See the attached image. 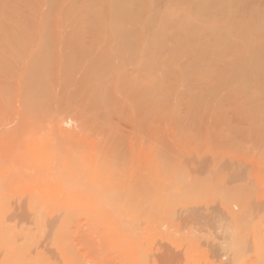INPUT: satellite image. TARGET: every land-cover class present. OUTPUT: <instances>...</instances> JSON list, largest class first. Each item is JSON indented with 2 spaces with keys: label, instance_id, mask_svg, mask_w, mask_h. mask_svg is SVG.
Instances as JSON below:
<instances>
[{
  "label": "bare ground",
  "instance_id": "obj_1",
  "mask_svg": "<svg viewBox=\"0 0 264 264\" xmlns=\"http://www.w3.org/2000/svg\"><path fill=\"white\" fill-rule=\"evenodd\" d=\"M6 1H5L4 6L8 5V4L6 5ZM52 1H54V0H52ZM78 1H80V0H77V2ZM126 1L128 2V0H126ZM236 1L237 0L233 1V2H235L234 4H236ZM56 2H58V1H56ZM72 2H75V1L72 0ZM81 2H80V5H82ZM165 2L162 1V3H165ZM184 2H182V3H184ZM197 2H199V1H197ZM220 2H222V1H220ZM3 3H2V5H3ZM8 3H10V2H8ZM63 3H64V1H63ZM88 3H90V0ZM94 3L95 2H93V4ZM112 3H113V1H112ZM159 3L160 2H158L157 4L159 5ZM205 3H208V2H205ZM222 3H224V2H222ZM247 3H249V2H247ZM262 3H264V2H262ZM11 4L13 6L14 3H11ZM131 4H134V3H131ZM131 4H130V6L133 9V7H132L133 5H131ZM135 4H134V7H135ZM178 4L180 5L181 3H178ZM184 4L187 5V3H184ZM195 4H197V3H195ZM108 5L110 7L111 2H110V4L108 3ZM119 5H121V4L119 3ZM148 5H149V3H148ZM211 5H212V3H211ZM216 5H217V3H216ZM78 6H79V4H78ZM112 6H115V5H112ZM121 6H123V5H121ZM149 6L151 7V5H149ZM235 6H233V4H232L233 8ZM258 6L260 7L261 5H258ZM185 7H187V6H185ZM219 7L221 8V6H219ZM219 7H217V9ZM237 7H239V6H236V8ZM98 8L100 9V6ZM98 8L96 7L95 9H98ZM123 8L121 10H123ZM125 8H127V7H125ZM163 8H164V6H163ZM220 8H219V10H220ZM246 8H250V7H246ZM137 9L138 8L136 7V10ZM158 9H159V7H158ZM208 9L211 11L210 8H208ZM213 9H215V8H213ZM222 9H223V7H222ZM225 9H227V8H225ZM90 10H92L91 12L94 11L91 8H90ZM110 10H111V8H110ZM114 10L115 9L111 10V12ZM199 10H200V8H199ZM227 10H229V9H227ZM108 11L109 10H107V12ZM116 11H118V9ZM168 11H170V10H168ZM189 11H191V10L189 9ZM195 11H197V10H195ZM212 11L215 12V10H212ZM222 11H225V10H222ZM229 11H226V13ZM122 12H123L122 14L125 15L124 10ZM133 12H134V10L131 13H133ZM148 12L149 11H147L146 13H148ZM68 13L70 15V12H68ZM109 13L110 12H108V15H109ZM118 13H119V11L117 12V14ZM139 13H140V10H139ZM139 13H137V14H139ZM157 13H159L158 10H157ZM218 13H219V11H218ZM42 14H43L42 16H44V12ZM96 14L98 15V11L96 12ZM115 14H114V16L116 17ZM212 14H213V12H212ZM225 14H223V15H225ZM246 14L249 15L250 13L249 14L246 13ZM209 15H210V12H209ZM98 16H97V18H98ZM103 16H104V13H103ZM114 16L111 18L115 19ZM148 16H150V15H148ZM169 16H171V15L169 14ZM205 16H207V15H205ZM229 16L231 19L234 15H229ZM245 16H243V17H245ZM209 17L210 16H208V18ZM212 17H214V16H212ZM259 17H261V16L259 15ZM75 18H74V20H75ZM93 18H95V17H93ZM111 18L107 21L112 20ZM132 18H135V17L132 16ZM149 18L151 19V17H148V19ZM172 18H175V17H173V14H172ZM255 18H256V16H255ZM41 19H43V18H41ZM44 19H45V17H44ZM98 19L100 20V18H98ZM201 19L203 20V18H201ZM214 19H215V17H214ZM233 19H236V18H233ZM257 19L259 20L258 16H257ZM260 19H262V18H260ZM66 20H67V18H66ZM101 20H103V19L101 18ZM118 20H120V19H118ZM183 20H184V18H183ZM185 20H186V18H185ZM258 20L255 21L256 26L260 24L259 21L262 22V20H259V21ZM42 21H44V20H42ZM93 21L94 20H92V23H89V24L94 25L96 22L94 21V24H93ZM98 21H97V23H98ZM100 21L98 24L96 23L95 26L101 24ZM126 21H127V19L124 20V22H126ZM128 21H130V19ZM157 21L160 22V20H157ZM220 21H221V19H220ZM263 21H264V19H263ZM73 22H75V21H73ZM78 22H80V21H78ZM103 22H104V20H103ZM103 22L101 24L102 26L99 25V26H101L99 28L103 27V30L99 29V28L97 30L104 31V29H108V28H104V27H106L105 26L106 23L104 25ZM111 22L113 23L114 21H110V23ZM115 22H117V21H115ZM121 22H122V24L124 23L123 21H120V23ZM133 22H131V23H133ZM147 22H146V24H147ZM163 22H164V20H163ZM227 22H228V26H229V20H227ZM241 22L243 23L242 20H241ZM256 22H258V24ZM120 23H119V25L122 27V24H120ZM215 23H218V22H215ZM230 23H233V22L230 21ZM238 23L240 24V22H237L236 24H238ZM242 23L240 24V27H242V29H243V31H245V33H246V30L248 32L247 27L250 26L249 23L253 24V26H255L253 22L251 23V22L246 21V23H248V24L243 23V25H244V27H246V25H248V26L246 27V30H244ZM69 24H71V23H69ZM135 24H136V22H135ZM152 24H153V22H152ZM164 24H163V26H164ZM171 24H174V23L171 22ZM179 24H180V20H179ZM196 24H198V23H196ZM218 24H220V23H218ZM40 25H38V26H40ZM59 25H61V24H59ZM126 25H127V22H126ZM161 25H162V23H161ZM166 25H167V23H166ZM233 25H235V23ZM233 25H230L231 28ZM128 26H129V23H128ZM128 26L127 27L124 26V28L126 27L125 29L129 30L130 28H128ZM193 26H194V24H193ZM193 26H192V29H194V31H196V28H193ZM202 26H203V24H202ZM220 26H222V25L220 24ZM228 26H227V28H230V26L229 27ZM261 26L262 25H260V27ZM107 27L110 28L109 24L107 25ZM113 27L114 26L112 25L111 28H113ZM174 27L175 26H173V28ZM204 27H206V24ZM234 27H235V29H232V31L235 30V32H236V25ZM252 27H250V29H252ZM89 28L91 30H89ZM96 28L94 29V31L96 30ZM146 28H149V27H145V29ZM179 28L181 29V25H179ZM179 28H177V29H179ZM231 28L228 30L231 31ZM263 28H261L262 31H263ZM43 29H46V28H43ZM84 29H83V31H84ZM125 29H123V32L120 31L121 34L119 36H116V37L114 36L113 39H110V37L113 36V34L111 33L112 31L110 30L111 32H108V35H112L109 37L107 35L108 30H106V33H105L106 35L105 36L101 35V37L103 36L105 40L104 39L101 40L100 39L101 37H98L99 40L95 39L96 35L99 36V34H104V33H101L102 32L101 31L100 33H97L95 35V32H97V30L95 32H93L92 31L93 29L88 26L87 27L88 31H86L85 33L87 34L89 31L90 32L92 31V33H91L92 37L90 36V32H89V34H88L89 38L85 37V41L82 39V37L84 35H82V37L80 36V38H79V40L82 39V41L76 40V38H75V40H72L73 36H71L70 37L71 39L68 38V39H63L60 42L58 41V42H51L50 43L51 40H50L49 36H48V38H49L48 41L46 40V38L43 39V37H42V40H44V41H41V39L39 38L40 35L39 36L36 35V37L38 36V38L40 40H37L38 38L36 40H35V38L32 40H30L31 38L30 39L28 38L29 40L28 39L22 40V39H24L23 37H20V38H22L21 40L19 38H18L19 40L17 38H16V40H14L13 38L10 37L12 39V40H10L8 37V39L6 38L7 40L4 39V40L0 41V264H264V184L262 182L259 181V183H257L258 184L257 187L255 185L256 189H254V187H253L254 185H249V186H251V188H253V189H251L253 191H249V193L245 192V194L248 193V194H246L245 197L243 196V198H238V199L235 198L236 202L241 207V210L239 209L238 211L234 210V208L232 207V205L234 206V203H232V204L230 202H228L227 204L223 203L222 199H221L222 196L215 193V192H217V190L212 194L209 193L210 195L208 197H205L206 189H203L201 185L195 186L193 191L190 194H187L183 191L178 193V194L174 193V194H176L175 196H177V198L175 197L176 200H175V198L171 199L170 193L169 194L166 193L167 190L165 191V189L163 188L164 186L166 187V184H167L166 181L164 182L165 184L163 187H159L158 190H155L156 188H154V179L157 177V176L155 177V175H156L155 174V171H156L155 170L156 169L155 163L159 159L162 160V157L164 159V157H166L164 155L169 153V156L167 155V157L170 158L169 162L174 165L173 161L175 160L174 157L176 156V153H175V155H172V154H174L172 151L173 150L172 148H175L176 146H178V149H179V144L181 143V142L179 143V141H178L179 138H178L177 139L178 142L175 140L177 145L172 147V145L175 144V141L172 139L174 141V143H173L171 139H170L171 141L169 140V138L172 137V138L176 139V137H180V136H181L180 139L184 137V139L186 140L188 138L186 140L187 141L186 144L188 145V143L192 144L194 142V140H193L194 137L191 138V135L194 134L195 138H197L199 135V138L197 141V142H199L198 146H200L202 144L204 147V143L206 140H207L206 144L208 143V139L210 142L213 141V140H210L212 137H214L215 142L219 143L220 142L219 140H222V139H220V138H219V140L216 139V138H218L215 134L216 131L218 132L217 127L219 128V126H221L222 131H224V130L227 131L229 124L226 125L224 123L223 124V125H225L224 127H227L226 129H224V128H222V123L224 121H226V119L224 120V118L226 116L228 117L229 114L228 115L225 114V117L223 118V122L220 125H218V123H217V122H220V121H218V119H220V118L216 119L217 122L213 124L216 126V128H213L211 125V127L213 128L212 129L209 125V122L215 121V118L212 119L211 121H209V120H206V119H208V117H206V115H208V113H211V115H212L213 112H208L206 114V111H207L206 107H205V109H206V111H205L203 109L204 107L203 108L201 107V109H203V110H201L200 108H197V107H200L199 105L198 106H195V105L192 106L195 103L191 104L192 102L190 103V100L188 101L187 98L189 97V99H191V97L193 96V94H192L193 91H191L192 92L191 97H190V95L188 96L187 93H189V92H187V91L189 89L186 91L185 90L187 88L186 87V88L182 89L183 91L185 90L187 92L186 96H184L185 94L183 95L187 99L186 102L190 103L191 105L190 104L189 105L191 107H193L194 109L197 108L198 110L195 109L196 111H198V112H199V110L204 111L202 113V115L205 113L204 114L205 116H203V117H205L206 119H204L205 121L203 120L204 121L203 124H206L209 129L208 128L205 129V127L202 123H201V125H198V124H200V122L198 121V118H200L198 114H200V112L199 113L196 112V114H195L196 115L195 117L197 119L194 117L193 112H190V114L191 113L193 114V116H192V114H191V116H188L189 118L192 117L191 121H190V119L187 121L188 117L186 119L185 118L182 119L185 116L181 117L183 114L180 115L179 114L180 112H178V115H180L181 118L177 114H175V115H177V117L182 119V121H185V120L187 121V122L185 121L183 123L182 122L179 123L180 126H177L179 124L174 125L176 121L178 122V120H179L178 118H177L178 120L175 119L176 117L173 119L171 118L172 120L169 119L170 117L165 118V116H166L165 114H167L169 116V114L171 113L169 111H171L175 107V105H177L178 103H181L182 98L185 99L181 95V94H183V91L180 90L181 88H179V90L182 91V93L179 92L180 94H178L176 91H174L177 89V85H178L175 83H178L179 81L173 83V78L172 77H171L172 79L170 78V81L172 80L173 85H176V88L174 86L173 91L178 94V97L180 95H181L180 97H182V98L179 97L180 101L178 100L179 101L178 103L175 102V104H174V102H173L174 101L173 99L176 100L177 94H175L172 91L173 94H175L176 98L173 95L169 96V93H171L170 92L171 89H170V91H166L167 94H165L166 92L164 93L166 96L168 95L167 98L165 97L164 94H163V96L165 99L160 98V95L158 94L156 89L158 90V86L160 85L159 87H161L164 84H162V83L158 84L157 77H158V75L161 74L159 65H158V67L156 64H155L156 66L154 65L155 66L154 69H157V68L159 69V73L157 74V77H156L157 87H156V85L154 87V83H156V81L154 82L155 77H153L155 75L154 73L156 71L153 69V62L152 61L155 60L154 62L156 63V61L158 60V57L156 58L157 53L155 52L156 55L153 54V60H151L152 55H151V53L149 54V51H147L143 48L144 44H143V47H139V45H141V44L137 45L138 43L144 42L143 40H141L142 38H140V36H139L138 40H141L142 42L141 41L137 42L138 40H135V37L128 35L129 31L126 30L127 33L124 32ZM160 29H161V27H160ZM203 29H205V28H203ZM208 29H212V27L208 28ZM237 29H240V28L237 27ZM242 29L240 31L241 35L243 33ZM26 30H28V29H26ZM55 30H57V29H55ZM116 30H117V28H116ZM118 30H120V29H118ZM131 30L132 29H130V32H132V34H133V30L132 31ZM147 30L148 29H146V31ZM157 30H159V29H157ZM170 30H171V28L169 29V31ZM174 30H175V28H174ZM186 30H187V28H186ZM206 30H207V28H206ZM225 30H226V27H225ZM228 30H226V31H228ZM33 31H34V29H33ZM135 31H136V27H135ZM140 31H143V30H140ZM162 31H164L163 28H162ZM169 31H168V33H169ZM172 31H173V29H172ZM199 31H201V30H199ZM215 31H217V30H215ZM255 31H256V29H255ZM259 31H260V29H259ZM75 32L73 35L77 34ZM116 32L117 31H115V33ZM130 32H129V34H130ZM137 32H135L136 35H138ZM147 32L150 34L149 31H147ZM155 32H153V33H155ZM205 32H207V31H205ZM235 32H233L234 34H232L233 38L234 37L237 38V36H234V35H237L238 31L236 32V34H235ZM165 33H166V31H165ZM165 33H163V34L165 35ZM181 33H183V31ZM181 33H180V35H181ZM201 33H202V31H201ZM215 33L217 34V32H215ZM248 33H250V32H248ZM70 34H72V32ZM155 34H157V33H155ZM169 34H172V32H170ZM189 34H190V31H189ZM212 34H214V33H212ZM228 34L229 33H227V35ZM240 34L238 32V35H240ZM146 35H147V33H146ZM160 35L161 34H159V37H161ZM175 35H176V32L174 33L173 36H175ZM206 35H204V37ZM222 35H223V33H222ZM247 35H249V34H247ZM251 35H253V34H251ZM6 36H8V35H6ZM106 36H107V38H106ZM148 36H150V35H148ZM243 36H244V39L247 37L245 34H243ZM243 36H241L240 38H243ZM159 37H158V39H159ZM191 37H193V36H191ZM251 37L252 36H250L249 38H251ZM90 38H93V39H90ZM151 38H152V35H151ZM162 38H164V37L162 36ZM205 38L207 39V37H205ZM222 38L224 39L225 37L223 36ZM228 38H230V36ZM86 39H88V40H86ZM164 39L163 40L161 39V40L164 41ZM168 39L170 40V38H168ZM198 39H200V38H198ZM212 39H215V38H212ZM232 39H230V40H232ZM254 39L255 38H253V40ZM256 39H257V36H256ZM169 40H168V42H169ZM209 40H210V42L213 41L211 39H209ZM217 40H218V38H217ZM220 40H221V38H220ZM237 40H239V36H238ZM250 40H252V38ZM259 40L261 42L262 38ZM165 41H164V43H165ZM181 41H182V39H181ZM187 41H186V43H188ZM193 41H194V39H193ZM206 41H204V42H206ZM232 41H231V43H232ZM197 42H198V40H197ZM222 42H224V40ZM239 42H241V41H239ZM252 42H254V41H252ZM260 42L258 41V43H257V41H255L254 44H256L258 46L259 44L262 43V42L261 43ZM161 43H163V42H161ZM178 43H179V41H178ZM182 43H183V41H182ZM182 43H181V45L179 43L180 47L183 46L184 43L183 44ZM191 43H192V39L189 40V45ZM173 44H175V42ZM211 44L212 43H210L209 46ZM226 44H227V42H226ZM228 44L230 45L229 42H228ZM249 44H252V43H249ZM155 45H156V43H155ZM202 45H204V44H202ZM205 45H206V43H205ZM212 45H214V44H212ZM217 45H219V44H217ZM237 45H238V43H237ZM261 45L263 46L264 43ZM261 45H260L259 49L262 47ZM148 46L150 47V45H148ZM153 46H154V44H153ZM159 46H160V43H159ZM162 46H164V45H162ZM168 46L171 50L172 47H170V45H168ZM230 46L227 45V47H230ZM243 46L244 45L241 46L242 49L244 48ZM253 46H255V45H253ZM219 47H221V46H219ZM231 47H233V44ZM231 47H230V49H228V51L231 50ZM241 47L239 44V47H237V48H241ZM164 48H167V46H164ZM199 48H201V46ZM255 48L257 49L256 50V52H257L258 48L256 46H255ZM160 49H162V48H160ZM176 49H177V51H179L178 48H176ZM190 49H191V47H190ZM208 49H211V47ZM217 49H219V48H217ZM234 49H235V46L233 48V52L235 51ZM150 50H151V48H150ZM206 50L207 49L205 46V51ZM236 50L238 52L236 53V51H235V53L239 57V60H243V61H239L238 57L236 56L237 59H233V60H237V61H233L235 67L241 66L240 64H242V66H244V68H245L244 63H246V64L249 63L248 64L249 68H247V66H246V68L244 70L248 69V71L252 72V74H255L256 76H257V73L261 72V69L264 70L263 68L260 69L261 66L258 67L259 64L256 67L254 65V64H256L257 61H255V59H253L252 57L257 55L256 53H254V56H250V53H249L250 51L247 49H245L246 51H244V49H243V51L241 49L240 50L236 49ZM261 50H263V49H261ZM180 51H182V50H180ZM183 51L185 52L184 49H183ZM191 51H192V49H191ZM217 51H219V50H217ZM231 51H229V52L232 53ZM240 51H241V54L243 53L244 58H242L243 56L242 57L240 56L241 55ZM253 51H254V49H253ZM161 52H163V49ZM161 52H158V53L161 54ZM164 52H165V50H164ZM188 52L189 51L187 49L188 56L192 57L193 53L191 55H189ZM194 52H197L196 49ZM200 52L202 54L203 50L199 51V53ZM207 52H209V51H207ZM222 52H221V54H222ZM244 52H246V53L244 54ZM169 53H171V52H169ZM177 53L175 54V56H177L181 52H179L178 54ZM225 53H228V52H225ZM263 53L264 52H262V54ZM163 54L165 55V53H163ZM167 54L168 53H167V49H166V55ZM204 54H205V52H204ZM209 54H210V52H209ZM212 55H214V54L212 53ZM218 55H220V53ZM231 55L232 54H230V62L233 58V55H232V57H231ZM251 55H253V54H251ZM234 56H235V54H234ZM249 56L253 59V61L251 58H248ZM257 56H258L257 59H259V55H257ZM257 56H255V58ZM167 57H168V59H170L169 56H167ZM182 57H184V55ZM187 57H185V58H187ZM215 57H216V55H215ZM245 57H246V59H245ZM154 58H156V59H154ZM176 58H180V56L176 57ZM196 58H197V56H196ZM200 58H203V57L201 56ZM261 58L262 57H260V61H261ZM161 59H163V58H161ZM161 59H160V61H161ZM173 59L174 58L170 59L171 62L172 61L174 62ZM203 59H205V58H203ZM212 59L214 60V58H212ZM262 59L264 60V57ZM182 60H184V58H182L181 61ZM191 60H193V59L191 58ZM198 60H200L199 56H198ZM224 60H225V58H224ZM160 61L158 60V62L161 64ZM188 61L186 63H188ZM201 61H203V60H201ZM168 62L169 61L167 60V64L171 63V62H169V63ZM207 62H209V61H207ZM225 62H226V60H225ZM237 62L238 63L240 62L239 65ZM164 63H166V62L163 61L162 65L160 66L161 68L163 67ZM182 63H184V62L182 61ZM218 63L220 64V62H218ZM260 63H262V61ZM190 64L193 65V63H190ZM198 64L200 65V63L197 62L196 66H199ZM208 64H210V63H208ZM208 64L206 65V63H205V65L207 66V70L209 69ZM223 64L225 66H227L225 63H223ZM184 65H185V63H184ZM213 65L214 64L212 62V66ZM228 65L230 66V64H228ZM249 65H252V67ZM164 66H165V64H164ZM178 66H181V65H178ZM220 66H222V64H220ZM262 66H264V64ZM168 67H170V68H168ZM183 67L186 68V65ZM203 67H205V66H203ZM216 67H218V66H216ZM250 67L254 68V69L256 68V70H258V72L249 70ZM167 68H168V71H169V69L171 70V66H167ZM177 68H179V67H177ZM158 69H157V72H158ZM162 69H161V71H162ZM182 69H184V68H182ZM189 69H191V68H189ZM200 69H202V68L200 67ZM219 69H220V71L223 72V69L222 70H221V68H219ZM259 69H260V72H259ZM164 70H166V67L164 68ZM188 70H186V72H188ZM193 70H195V69H193ZM153 71H154V73H153ZM171 71H172V73H171ZM171 71H169V73L172 76L174 73L176 75L175 71H173V70H171ZM182 71H179V72L182 73ZM231 71L233 72V69H231ZM183 72L185 73V78H188V77L191 78L192 76L195 77L194 73H193V75L190 76L189 72H188L189 74H187L185 71H183ZM206 72H204V73L201 72V73H203L205 76ZM232 72H231V74H232ZM238 72H240V71H238ZM242 72L244 73L245 71H242ZM250 72H247V73H250ZM253 72H255V73H253ZM262 72H264V71H262ZM165 73L166 72L164 71V74ZM224 73H223V75H224ZM227 73H229V72H227ZM247 73H245V74H247ZM164 74H162V76ZM186 74L189 76H187ZM209 74H211V73H209ZM238 74L239 73H237L236 76H238ZM260 74L261 75H258L257 77H259V76L261 77L262 75H264V73L263 74L260 73ZM177 75H178V79L181 76L184 77L183 75L180 76V73H178V72H177ZM195 75L197 76V74H195ZM200 75L201 74H199V77H200ZM217 75H218V73H217ZM233 75H235V74H233ZM162 76L160 75L161 79H162ZM167 76L168 75L166 74L165 77H167ZM214 76H215V74H214ZM226 76H228V74ZM229 76H231V75L229 74ZM249 76L250 75L247 76L248 79H250ZM165 77H163V78L166 80ZM169 77H170V75H169ZM176 77H174L175 80H177ZM206 77H207V75H206ZM238 77H236V78L239 79L241 76L239 78ZM262 77H264V76H262ZM262 77H261V79L259 78L261 84H262V79L264 80V78H262ZM208 78H209V76H208ZM161 79H159V81ZM202 79H200V80L198 79V80L201 81ZM228 79H229V77H228ZM248 79H246L247 82L249 81ZM259 79H258V81H259ZM165 80H164V82L167 81V80L166 81ZM179 80H181V79H179ZM183 81L181 82V84L183 83ZM191 81L189 80V82H187V83H190L189 86L191 85ZM208 81H212V80L209 79ZM233 81L235 82V80H233ZM251 81L253 82L252 84L249 82V85H251V86H253L255 83L256 84L259 83L258 81L254 82L253 78ZM160 82H162V81H160ZM215 82H214V85L216 84ZM218 82H219V80H218ZM229 82H230V80H229ZM247 82L244 83L245 87L248 84ZM168 83H171V82H169V79H168ZM193 83L195 84V87L192 84L194 89H198V88H196V83L195 82H193ZM201 83H203V82H200L199 85ZM220 83H222V81ZM227 83H228V81H227ZM227 83H226V85H227ZM240 83H241V81H239V86H240ZM166 84H167V82H166ZM179 84H180V82H179ZM206 85H209V84H206ZM220 85L221 84H219V86ZM231 85H236V84L230 83V86ZM165 86L166 87L169 86L168 88H170V85L167 84V85H164L163 87H161V89H163ZM197 86H198V83H197ZM201 86H202V84H201ZM204 86H205V83H204ZM227 86H228L227 87V89H228L230 86L229 85H227ZM171 87H172V84H171ZM178 87H181V86L178 85ZM233 87L235 88L236 86H233ZM257 87H256V90H258L262 86L257 85ZM168 88H164L163 90L164 91L166 89L168 90ZM236 88H235V90L233 89L234 92H237ZM248 88H250V87H248ZM262 88H264V87H262ZM172 89H173V87H172ZM207 89H208V87H207ZM221 89L223 90V87H221ZM250 89H252V87ZM202 90H204V89H202ZM218 90L219 89L217 88V91ZM263 90H260V91L258 90L259 93H256V97H260L259 95L257 96V94H260V92L261 91L263 92ZM162 91L160 94L163 93ZM200 91H199V93H200ZM247 91H249V90H247ZM154 92H157V94L154 95L155 94ZM206 92H207V90H206ZM213 92H215V90ZM230 92H231V90H229V93ZM239 92H240V90H239ZM239 92H237V93L239 94ZM254 92H255V90H254ZM196 93L199 94L197 92V90H196ZM209 93H211V91ZM209 93H207L208 97L211 95V94L209 95ZM251 93H252V91H251ZM194 94H195V92H194ZM246 95L244 94V96H246ZM248 95L251 96L252 94H249V92H248ZM157 96H159V99H161L160 102L163 103L164 101H162V99L165 100V103H163L164 108H163V105L162 106L160 105L161 109H160V106L158 104H157L158 107L156 106L155 98H158ZM172 97H174V98L172 99ZM202 97H204V96L202 95ZM212 97H213V95H212ZM214 97H213V99H215ZM241 97L243 99V96H241ZM168 98L170 100L172 99V102ZM192 98H194V96ZM246 98H247V96H246ZM254 98H255V96H254ZM166 99H167V101L169 100L168 101L169 103L166 101ZM183 99H182V103L180 105H183L184 107L186 106L187 111H188V109H190L191 107H189V105L186 104V102H184V104H186V105H184ZM200 99L201 98H199V100ZM213 99H211V100H213ZM216 99H217V97H216ZM236 99L238 100V97ZM199 100H198V102H199ZM201 100H203V99H201ZM201 100H200V102H201ZM205 100L206 99H204L203 102ZM208 100H209V98H208ZM229 100H227V101H229ZM239 100H240V96H239ZM253 100H255V99H253ZM260 100H261V97H260ZM260 100L258 98L259 103L261 102V104H262L263 100L262 101H260ZM193 101H195V100L193 99ZM248 101L249 100H247L246 102H248ZM158 102L159 101H157V103ZM209 102H210L209 104L211 105L212 102L211 101H209ZM229 102H234V101H229ZM204 103H206V102H204ZM213 103H214V100H213ZM234 103L236 106L237 102H234ZM251 103H252V99H251ZM259 103L256 104V101H255L256 106H258ZM201 104L202 103H200V105ZM216 104H218V103H216ZM220 104H222V102ZM220 104H219V109L221 108V106L223 107L225 105V104L224 105L222 104L220 106ZM170 105H172V106H170ZM205 105L209 106V105H207V103ZM226 105H227V103H226ZM238 105H240V104H238ZM262 105H260V108ZM155 106L157 109L159 108L160 111H157L155 109ZM166 106H168V107H166ZM216 106H214V107H216ZM232 106H233V104H232ZM243 106H244V104H243ZM250 106L253 107V109H248V107H247L248 110L246 109V111H250V110L252 111L253 110V112H254V107H255L254 104L250 105ZM234 107H232V108H234ZM166 108L167 109L169 108V110H164ZM177 108H178V106H177ZM244 108H242V109H244ZM257 108H259V107H257ZM178 109L175 108L176 111ZM181 109H182V107H181ZM194 109L193 110L191 109L189 111H195ZM210 109H211V107H210ZM263 109H264V107L262 109H258V110H263ZM155 110L157 112H159L157 114H159L161 116V113H162V115H164V118L168 120L167 121V120H164V118H162V119L160 118L158 122H160L161 125H163L164 124L163 121H165V124L169 127H172V128L164 129V126H165V124H164L163 127L161 126L162 130L163 131L165 130L163 132L161 130V127L156 125L157 121L154 122V116H155V120H157L158 118H156L157 115H155ZM163 110L166 112H164ZM226 110H228V108ZM233 110H231V111H233ZM235 110L237 111L238 109H235ZM187 111H185V112H187ZM214 111H215V109H214ZM223 111H225V109L222 110V112ZM238 111H240V109ZM173 112H174V110H173ZM182 112H183V110H182ZM219 112L221 114V111H218L217 113H219ZM242 112H244V111H242ZM253 112H248L247 114L249 115V113H253ZM256 112H257V110H256ZM263 112H264V110L260 114L262 115ZM223 113H225V112H223ZM190 114H188V115H190ZM214 114H216V113H214ZM214 114L212 116L218 117V116H215ZM175 115L173 113V116H175ZM184 115H186V114L184 113ZM202 115L200 114V116H202ZM217 115H219V114H217ZM243 115H241V116H243ZM248 115H247V118L249 117ZM160 116H158V117H160ZM222 116H223V114H222ZM232 116H236V115L233 114ZM244 116H246V113ZM252 116L250 115V117H252ZM255 116H254V118H255ZM263 116L264 115H262V117ZM209 117L211 118V116H209ZM250 117L248 118L249 120H250ZM258 117H260L262 119V121H264L263 120L264 118H262L260 115H258ZM193 118H195V122L197 121L199 123L197 124V122H196L195 125H194V123L193 124L188 123V122H193V120H194ZM252 118H251V123H252V120H254V118L253 119ZM202 119L203 118H201L200 121H202ZM227 119H228L227 123L232 122V121H230L231 119L230 120H229V118H227ZM233 119H235V118H233ZM259 119H257V120L259 121ZM161 120H163V121H161ZM235 120H237V118ZM206 121H207V123H205ZM244 121H245V119H244ZM172 122H174V124L171 126ZM249 122L250 121H248V126H246V128L247 127L249 128ZM255 122L256 121L253 122L252 126L250 125L251 130L252 129L254 130V128H257L254 125ZM185 123H188L189 126L186 124V126L184 128L183 125H185ZM240 123H244V122L242 121ZM258 123H260V121ZM255 124L257 125V122ZM261 124L262 125H259V126H261V127L264 126V123H261ZM181 125H182V127H181ZM193 125H194V127L200 126L201 128H204L205 130H200V127L198 129L200 132L202 131L203 135L201 133L198 134L199 131L197 130L198 131L197 132L194 129V127L193 128L191 127ZM231 125H233V124H231ZM244 125H245V123H244ZM153 126L155 128H157V126H158L160 129L159 130H158V128L155 129ZM167 126H165V128H167ZM175 126H177V127H175ZM253 126H254V128H252ZM186 127L190 128V129L187 128V131L189 130L187 134H185L187 132ZM229 127H230L229 128L230 133L232 134L231 135L232 137L230 136L231 138L229 137V139L232 140L234 137H236V138H234V140L240 139L239 141H241L242 145L244 143L249 144L248 143L249 141L247 142V140H248L247 137H246V139H244V137L241 136V134H242L241 131L240 132L237 131V133H235V134L237 135L239 132L240 133L239 136H241L245 141L244 143H242L241 137H239L237 135L239 137V139H238V137L236 135L235 136L233 135L234 134L233 130L235 128L237 130V127H235V123H234V126H232L233 129H231V126H229ZM240 127L242 128V126H240ZM175 128H177V130ZM183 128L185 129V132H183L184 131ZM153 129H154V131H153ZM171 129H172V131H170ZM250 129H247V130H250ZM261 129H263V128H261ZM155 130H156V132H155ZM167 130H169L170 133ZM179 130H182V132ZM207 130H209V131L211 130V132H212V130H215V131H213V133L215 132L214 136H212V133L209 132L211 134V136H210V134L207 133L208 132ZM238 130H241V129H238ZM242 130H243V128H242ZM257 130H260V129H256V131ZM166 131L168 132V134ZM173 131L174 132L178 131V132L174 133ZM256 131L254 130L252 132L254 134H256V133L259 134ZM262 131H261V133H262ZM154 132L156 135L154 134ZM165 132H166L165 135L167 138L165 137L166 139L163 140ZM158 133L161 135L163 134L162 137ZM178 133H180V134H178ZM183 133L185 134V136H187V135L188 136L187 137L183 136L184 135ZM253 133H252L253 137L256 138L257 136L255 137ZM196 134H198V135H196ZM244 134L246 136H248V134H246L245 132H244ZM262 134H264V131ZM169 135H170V137L168 138ZM204 135H205V137H204ZM207 135H209L211 138H209V136H207ZM219 135H223V133L222 134L219 133ZM224 135H225V133H224ZM252 135H251V139H252ZM153 136H156V138H157V139H155V140H157L156 145L153 142L154 138H155ZM189 136H190L192 141L190 140ZM200 136L202 139L200 138ZM260 136H262V138H263V135L260 134ZM222 137L224 138V136H222ZM158 138H162V139H160V141H159ZM203 138H204V140L205 139L206 140L203 141ZM226 138H228V137L225 136V139ZM258 138L259 137H257V139H255V140H258ZM184 139L181 140L182 143H184L183 142ZM199 139L201 140V143H200ZM166 140L167 141L169 140L171 143L169 144V141L166 142ZM237 140L235 141V143H238ZM261 140H263V139H261ZM214 141H213V143H214ZM254 141H252V142H254ZM159 142H161L160 144L164 146V147L162 146V148L163 149L165 148L164 153H162L163 150L161 149V147H159L160 144H157ZM162 142H166L164 144H166L167 147ZM195 142H196V140H195ZM228 142H230V140ZM220 143H223V141ZM259 143H260V140H259ZM259 143H257L258 146L261 145V143L260 144ZM233 144H234L233 142L232 143L230 142V147L232 145L231 148L235 147ZM254 144H256V142ZM170 145H171V147H170ZM181 145H183V144H181ZM193 145L196 146V144H194V143H193ZM208 145H211V143L210 144L208 143ZM218 145L220 146L221 144H218ZM168 146H169V149H168ZM183 146H182V148H183ZM195 146H193V148ZM212 146L218 147L215 144L211 145V147ZM239 146H241V145L238 144V147ZM244 146H245V144H244ZM254 146L256 147V150H258L257 146L256 145H254ZM186 147L187 146L185 145L184 148H186ZM203 147H200V148H203ZM238 147H237V149H238ZM242 147L243 146H241V148ZM158 148H160V151ZM193 148L190 147V150ZM209 148H210V146H209ZM262 148H264V146H262ZM155 149L157 151V153H156L157 155H158V153H160L158 155V158H159V156L161 158H159L158 160H156V158H155V156H156ZM167 149L169 151H167ZM178 149L176 148L175 150H178ZM197 149H195V153L191 151L192 154L193 153L194 154L190 156V160L191 159L195 160L199 156H202V159H203L204 157L207 158V155H209V156L211 155L208 153L206 156H203V154H202V153H204V155H205V153L209 152L208 146H207L208 151L202 150L204 152L199 153V155L198 154L196 155V152L198 153L199 151H201V149L198 151H197ZM165 150L167 151V153H165L166 152ZM217 150H216V152H217ZM231 150L233 151L236 149H231ZM250 150H252V149L250 148ZM212 151L213 150H211V152ZM232 151L230 154V151L227 152L226 150H224V147L220 151V153H222V155L223 154L225 155V158L223 157L224 162L222 165H224V170H226V171H224L225 174L222 176H225L226 178L231 176V179H229L227 182H229L230 180L234 181V180L239 179L237 177H236V179H233V177L238 175L239 172L235 173L238 171L237 168H235L237 171H235V172L233 171V167H234L233 163H236V161L234 159V158H236V154H235V157L232 158L231 157L233 155ZM241 151L242 152L244 151V153H245L246 148H244V150L242 148V150H240L239 154L242 153ZM170 152L172 154H170ZM184 152L187 153L186 150ZM179 153H181V152L179 151ZM257 153H259V152H257ZM228 154H230V155H228ZM248 154H250V153H248ZM180 155H184V154H179V156ZM187 155L189 157L190 154L187 153ZM187 155H186V157H187ZM258 155H260V154H258ZM258 155L256 154L255 156H258ZM195 156H196V158H195ZM240 156L241 157L243 156L242 158L245 159L247 164H248V162H249V165L252 163V162L250 163V160H248V162H247V159H246L247 157L245 158L243 153ZM252 156L253 155H251L250 157H252ZM261 156H262V154H261ZM237 157L240 159L239 155ZM254 157H253V159H254ZM263 157H264V154H263ZM193 158H195V159H193ZM199 158H201V157H199ZM171 159H172V162H171ZM244 159H243V161H244ZM253 159L251 158V160H253ZM255 159H257V157ZM164 160H162V162L164 161V166H165V164L167 167L169 165L171 166V164H169V165L167 164L168 159L166 160V158H165ZM262 160H264V158ZM180 161H183V160H180ZM188 161H189V159H188ZM207 161H209V160H207ZM158 162L160 163L161 161L159 160ZM158 162L156 164H158ZM175 162L178 165L177 161H175ZM178 162H179V160H178ZM203 162H204V160H203ZM191 163H193V162H190V164ZM200 163H201V161H200ZM217 163L220 164V161L216 162V164ZM257 163L258 162H256L255 164H257ZM160 164L163 165V163H160ZM160 164H158V165H160ZM179 164H180V166L178 165L179 167L184 166L183 164H181V162H179ZM195 164H197V163H195ZM247 164H246V168L248 166ZM186 165H187V163H186ZM170 166L168 167V170H169V168L171 169L173 167V166L172 167H170ZM174 166H176V165H174ZM178 166H176V167H178ZM257 166H259V165H257ZM167 167H165V168H167ZM219 167H221V166H219ZM165 168H163V169L165 170ZM189 168H190V166H189ZM195 168L197 169V166ZM198 168H199V166H198ZM211 168H213V167L211 166L210 169ZM254 168L257 169L256 167H254ZM177 169H176V172L173 170V172L176 175L178 174ZM181 169H183V168H181ZM164 170H163V172H164ZM180 170H178L179 174H180ZM221 170H223V169H221ZM242 170L244 171V167L242 168ZM216 171H218V168H217V170H215V169H211V171L209 170L210 176L214 177L216 175ZM252 171H253V166H252ZM170 172H171V170H170ZM160 173L161 172H159V174ZM199 173H200V171H199ZM241 174L243 175L244 173H241ZM253 175L255 176V173ZM253 175H251V176L253 177ZM222 176H220V178ZM246 176H248V175H246ZM251 176H250V178H251ZM167 178H166V180H168ZM258 178H260V177L258 176ZM185 179H183V180H185ZM199 179H201V178H199ZM159 180H161V178ZM220 180L224 181L225 178H224V180L223 179H220ZM163 181H164V179H163ZM175 181H177V180H175ZM186 181H188V180H186ZM213 181H215V178L213 179ZM222 181L220 183H223ZM249 181H251V179ZM169 182H172V181H169ZM239 182L241 183L242 180L240 181V179H239L236 183L239 184ZM177 183H179V181ZM248 183H250V182H248ZM184 184H185V182H184ZM216 184H217V182H216ZM224 184H225V182H224ZM231 184H235V181H234V183H231ZM231 184L230 183H229V185L227 184L229 187L228 190L230 188H232V189L236 188L235 186L231 187V186H233ZM253 184H254V182H253ZM177 185L178 184L174 185L176 191L178 190V188L176 187ZM227 185H225V188L227 187ZM242 185L245 186V184H243V182H242ZM218 186H219V184H218ZM246 186H248V185H246ZM249 186H248V189H249ZM168 187H169V185H168ZM168 187H167V189H168ZM182 187H185V189H186L187 186L184 185V186H181V188ZM237 187H239V186L237 185ZM172 189H171V191H172ZM223 189H224V187H223ZM232 189H230V190H232ZM242 189H243V187H242ZM242 189L240 188V190H242ZM153 190L155 191V193H153L154 192ZM238 190H239V188H238ZM187 191H190V190L188 189ZM177 192H179V190ZM234 192H236V191H234ZM231 193H233V191L230 192V194ZM242 193H240L241 194L240 196H242ZM235 194L236 193H234V195ZM231 196H232V194H231ZM232 199H233V197H232ZM232 201H234V200H232ZM261 222H262V224H261Z\"/></svg>",
  "mask_w": 264,
  "mask_h": 264
},
{
  "label": "rangeland",
  "instance_id": "obj_2",
  "mask_svg": "<svg viewBox=\"0 0 264 264\" xmlns=\"http://www.w3.org/2000/svg\"><path fill=\"white\" fill-rule=\"evenodd\" d=\"M5 1L6 0H0V41L1 40H7L8 39V37H9V39L10 40H12L11 38H13L14 40H16V38L18 39H22V38H20V37H23L24 39H22V40H25V39H30V40H32V39H34L35 38V40L38 38V36L40 35V39H41V41H44V40H42V37H43V39L44 38H46V40L48 41L49 40V38H50V43L51 42H60V41H62L63 39H71L70 37L71 36H73L72 37V40H75V38H76V40H79V38H80V36L82 37V35H84L83 37H82V39L85 41V37H87V38H89L88 36V34H89V32L86 34L85 32L86 31H88L87 30V27L89 26V27H91L93 30V32H95L99 27H101L102 25V22H103V20H104V25H105V23H106V27H104V28H108V29H104V31H102L103 30V27L102 28H99V29H102L101 31L100 30H97V32H95V35L97 34V33H104V34H99V36H97L96 35V37H95V39H98L99 40V38L98 37H101V35H106L105 33H106V30H108L107 31V35H108V32H111L112 34H113V36L112 35H108L109 37L110 36H112V37H110V39H113L114 38V36L116 37V36H119L120 34H121V32H123V29H125L127 26H128V23H129V26H128V28H130V29H132L133 30V34H132V32H130V29L128 30V29H125L124 30V32L125 33H127L126 32V30L127 31H129L130 32V34H129V32H128V35H130V36H133V37H135V40H138L139 38V36H140V38H142L141 40H143L144 42H142L141 40H138L137 42H142V43H138L137 45H139V44H141V45H139V47H143V44H144V49L145 50H147V51H149V54L151 53V60H153V54L154 55H156L155 54V52L157 53V55H156V58L158 57V60L160 61V59L161 58H163V59H161V64L158 62V60L156 61V63L154 62V61H152L153 62V69L155 68V66L157 65V67H158V65H159V68H160V75L162 76V74H164V71L166 72L163 76H162V79L160 78V75H158V77H157V74L159 73V69H158V72H157V69H154L156 72L154 73V71H153V73L155 74L153 77H155L154 78V82L156 81V83H154V87H155V85L157 84V79H158V84L159 83H162V84H164V85H170V88H168V87H164V88H168V90L166 89L165 91L163 90V89H161V87H163V86H161V87H159L158 86V90L156 89V91L158 92V94L160 95V98H163V99H165L164 98V96H163V94L166 92V91H170V89H171V93H169V96H171V95H173L175 98H176V96H177V98H176V100L175 99H173L174 97H172V99L174 100L173 102H174V104H175V102H179L180 100V98H182V97H180L181 95L183 96L184 94V96H186V93L187 92H189V93H187L188 94V96L190 95V97H191V91H193V96H194V98H192L191 97V99H189V97L187 98L188 99V101L190 100V103L191 104H193V103H195V104H193L192 106H200V107H197V108H200L201 109V107L206 111V109H207V111H206V114L208 113V112H213L212 113V115L214 114V113H216V114H214L215 116H218V117H214V116H212L211 115V113H208V115L209 116H211V118L208 116V115H206V117H208V119H206L205 117H203V116H205L204 114L202 115V113L204 112V111H201V110H203V109H201V110H199V112H200V114L202 115V116H200V114H198L199 115V117L200 118H198V121L200 122V124H198L199 122H197V124L198 125H201V123L203 124L204 123V119H206V120H209V121H211L212 119H214L215 118V121H211V122H209V125H210V127H211V125H212V127L213 128H216V126L215 125H213L214 123H216L217 122V120L216 119H218V118H220V119H218V121H220V122H217L218 123V125H220L222 122H223V118L225 117V114L226 115H228L229 114V116L227 117V118H229V120L230 121H232V122H230V123H227L228 121V119L225 117L224 118V120L226 119V121H224L223 123H222V128H224V129H226L227 127H224L225 125H223L224 123L227 125V124H229L228 125V128H227V131L226 130H224V131H222V129H221V126H219V128L217 127V129H218V132L216 131V136L218 137V138H216V139H218L219 140V138L220 139H222V140H219L220 142H222L223 141V143H220L219 141V143H217V142H215L214 141V137H210L211 136V134L210 133H212V136H214V133H213V131H215V130H212V132H211V130L209 131V130H207L208 132V134H210V136L209 135H207V136H209V138H211L210 140H213L214 141V143H213V141H209V139H208V143L210 144L211 143V145H217L218 147H211V145H208V143L206 144V142H207V140L205 141L204 140V138H203V141H205V143H204V147H203V145L201 144L200 146H198L199 145V142H197L198 141V138H199V133H201L202 134V131L200 132L198 129H199V127H194V125H195V114H196V112L197 113H199L198 111H196L195 109H197V108H193V107H191L190 105V103H188V102H186L187 101V99H186V97H184L185 99H183L184 101H183V104H184V102H186V104H190L189 105V107H191L190 109H188V111H187V107L185 106H183V105H180L181 103H182V99H181V103H178L177 105H175V107L171 110V111H169V112H171L170 114H169V116L167 115V114H165L166 116H165V118L167 117V118H169V119H173V118H175V119H177L178 120V122L176 121H174L175 122V124H174V122H172V124H171V126L174 124V125H177V124H179V123H183V122H185V121H182V119H186L188 116H191V114H190V112H193V114H194V117L195 118H193L192 120H193V122H188V123H190V124H193L194 123V125L193 126H191L192 128L194 127V129L198 132V134H196V135H198V137L197 138H195V135L193 134V135H191V138L192 137H194L193 138V140H194V144H196V146L195 145H193V143L192 144H189L188 143V145L190 146V147H192L193 148V146H195L194 148L195 149H197V151L198 150H200L201 149V151H199L198 153L196 152V155L198 154L199 155V153H202V152H204V151H202V150H207V146H208V150H209V152H207V153H205V155H204V153H202L203 154V156H206L208 153L209 154H211L210 156L209 155H207V158H203L202 159V156H199V157H201V158H199V157H197L196 158V156H195V158H193V159H195V160H190V156L191 155H193L194 153H195V149L193 150V149H191L190 150V147L186 144L187 143V139L185 140L184 139V137L183 138H181L180 139V137H176V139H174V138H172V137H170V135L168 136V138H169V140L171 139H173L174 141L176 140L177 141V139H178V141H179V149H178V146H176L177 144H176V141H175V144L174 145H172V147L173 146H176L175 148H172L173 150V153L174 154H172L171 152H170V154H172V155H175V153H176V156L174 157L175 158V160L173 161V163H174V165H176V166H180V164H179V162H181V164H183L182 166L183 167H176V166H174L173 164H171L170 162H169V157H167V155L169 156V153H167V151H169L168 149H169V146H168V149H167V151L165 152V153H167V154H165L164 156H166V157H164V159L166 158V160L168 159V165L169 164H171V166L170 167H172L171 169L169 168V170H168V167L166 166V164H165V166H164V159H163V157H162V160H164L163 162H162V160L161 159H159V158H161L160 156H159V158H158V155L160 154V153H158V155L156 154L157 153V151H156V149H155V154H156V156H155V158H156V160H160L161 162L160 163H163V165L162 164H160L158 161V164H160V165H158V164H156L155 163V170L157 171H155V177L157 178H155L154 179V188H156L155 190H158L159 189V187H163L164 186V182L166 181L167 182V184H166V187L164 186L163 188L165 189V191H166V193H170V196H171V199H174L175 197L177 198V196H175L176 194H178V193H180V192H185V193H187V194H190L192 191H193V189H194V187L195 186H197V185H201L202 186V188L203 189H206V192H205V197H208L210 194H212V193H214L216 190H217V192H215V193H217V194H219V195H221L222 197H221V199H222V202L223 203H225V204H227L228 202H230L231 204L232 203H234V206L232 205V207L234 208V210H236V211H238L239 209L241 210V207H240V205L236 202V200H235V198L236 199H238V198H243V196L245 197L246 196V194H248L249 193V191H253V190H251V189H253V188H251V186H249V185H254L253 187H254V189H256V187L258 186V184L257 183H259V181L260 182H262L263 184H264V160H262L264 157H263V154H264V148H262V146H264V134H262L263 133V129H264V126H259V125H262L261 123H264V121H262V119L260 118V117H258V115H260L261 117H262V115H264L263 113H262V115L260 114L263 110H258V109H262L263 107H264V88H262V87H264V80L262 79V84H261V82H260V79H261V77L262 76H264V75H262L261 77L259 76V77H257L258 75H261L260 73H264V72H262V71H264V70H262L261 68H263L264 69V66H262L264 63V60L262 59L263 57H264V53L262 54V52H264L263 50H264V45L262 46L261 44H263L264 42V21H263V17H264V3H262V2H264L263 0H237L236 1V4H234L235 2H233V1H235V0H128V2L126 1V0H112L113 1V3H112V1L111 0H90V3H88L89 2V0H80V1H78L77 2V0H73V1H75V2H72V0H54V1H52V0H7L6 1V5L7 6H4V4H5ZM56 1H58V2H56ZM63 1H64V3H63ZM82 1V2H81ZM115 1V2H114ZM125 1V2H124ZM155 1V2H154ZM162 1L163 2H165V3H162ZM172 1V2H171ZM174 1V2H173ZM185 1V2H184ZM194 1V2H193ZM197 1H199V2H197ZM204 1V2H203ZM212 1V2H211ZM220 1H222V2H224V3H222V2H220ZM227 1V2H226ZM4 2V3H3ZM8 2H10V3H8ZM48 2V3H47ZM80 2H81V4L82 5H80ZM93 2H95L94 4H93ZM99 2V3H98ZM110 2H111V5H110V7H109V5H108V3L110 4ZM117 2V3H116ZM122 2V3H121ZM127 2V3H126ZM145 2V3H144ZM158 2H160L159 3V5L157 4ZM182 2H184V3H187V5L186 4H184V3H182ZM203 2V3H202ZM205 2H208V3H205ZM212 3V5H211V3ZM247 2H249V3H247ZM260 2V3H259ZM2 3H3V5H2ZM11 3H14L13 4V6H12V4ZM54 3V4H53ZM119 3L121 4V5H123V6H121V5H119ZM125 5H124V4ZM131 3H136L135 4V7H134V4H131ZM148 3H149V5H151V7L148 5ZM178 3H181L180 5L178 4ZM195 3H197V4H195ZM210 3V4H209ZM216 3H217V5H216ZM16 4V5H15ZM65 4V5H64ZM72 4V5H71ZM77 6H76V5ZM78 4H79V6H78ZM90 4V5H89ZM106 4V5H105ZM118 4V5H117ZM130 4L131 5H133L132 7H133V9L131 8V6H130ZM138 4V5H137ZM142 4V5H141ZM144 4V5H143ZM157 4V5H156ZM165 4V5H164ZM169 4V5H168ZM193 4V5H192ZM205 4V5H204ZM215 4V5H214ZM220 4V5H219ZM224 6H223V5ZM227 4V5H226ZM229 4V5H228ZM232 4H233V6H239V7H237L236 8V6L233 8L232 7ZM85 5V6H84ZM88 5V6H87ZM112 5H115V6H112ZM128 5V6H127ZM140 5V6H139ZM147 5V6H146ZM179 5V6H178ZM191 5V6H190ZM198 5V6H197ZM207 5V6H206ZM221 6V8L219 7V6ZM247 5V6H246ZM249 5V6H248ZM258 5H261L260 7L258 6ZM52 6V7H51ZM100 6V9L98 8ZM112 6V7H111ZM130 6V7H129ZM149 6V7H148ZM163 6H164V8H163ZM175 6V7H174ZM178 6V7H177ZM185 6H187V7H185ZM206 6V7H205ZM211 6V7H210ZM215 6V7H214ZM230 6V7H229ZM241 6V7H240ZM250 7V8H246V7ZM91 9H95L96 7L98 8V9H95L93 12H91L92 10H90V8ZM107 7V8H106ZM125 7H127V8H124ZM129 7V8H128ZM136 7L140 10V13H139V10L137 9L136 10ZM144 7V8H143ZM158 7H159V9H158ZM167 7V8H166ZM181 7V8H180ZM200 8V10H199V8ZM217 7H219L220 8V10H219V8L217 9ZM222 7H223V9H222ZM232 7V8H231ZM50 8V9H49ZM72 8V9H71ZM78 8V9H77ZM103 10H102V9ZM105 8V9H104ZM110 8H111V10H113V9H115L114 11H112L111 12V10H110ZM123 8V10H124V13H125V15L124 14H122L123 12V10H121ZM143 8V9H142ZM157 8V9H156ZM180 8V9H179ZM195 8V9H194ZM202 8V9H201ZM207 8V9H206ZM208 8H210L211 9V11L208 9ZM213 8H215V9H213ZM225 8H227V9H229V10H227V9H225ZM231 8V9H230ZM83 9V10H82ZM88 9V10H87ZM118 9V11H119V15L117 14V12L118 11H116ZM128 9V10H127ZM131 9V10H130ZM152 11H151V10ZM164 9V10H163ZM167 9V10H166ZM189 9L191 10V11H189ZM193 9V10H192ZM239 9V10H238ZM244 9V10H243ZM72 12H71V11ZM85 10V11H84ZM87 10V11H86ZM90 10V11H89ZM107 10H109L108 12H110L109 13V15H108V12H107ZM127 12H126V11ZM134 10V14L133 13H131L132 11ZM145 10V11H144ZM157 10H158V12L159 13H157ZM163 12H162V11ZM168 10H170V11H168ZM172 10V11H171ZM195 10H197V11H195ZM205 10V11H204ZM212 10H215V12L214 11H212ZM217 10V11H216ZM222 10H225V11H222ZM249 10V11H248ZM251 10V11H250ZM257 10V11H256ZM84 11V12H83ZM89 11V12H88ZM98 11V15L100 16H98L97 14H96V12ZM131 11V12H130ZM137 13H139V14H137ZM147 11H149L148 13H146ZM218 11H219V13H218ZM223 13V14H225L226 13V11H229V12H227L225 15H223L221 12ZM233 11V12H232ZM237 11V12H236ZM259 11V12H258ZM21 12V13H20ZM33 12V13H32ZM41 12V13H40ZM44 12V16H42L43 13ZM68 12H70V15H69V13ZM79 12V13H78ZM153 12V13H152ZM156 12V13H155ZM161 12V13H160ZM173 12V13H172ZM209 12H210V15H209ZM212 12H213V14H212ZM258 12V13H257ZM54 13V14H53ZM73 13V14H72ZM83 13V14H82ZM91 13V14H90ZM101 15H100V14ZM103 13H104V16H103ZM116 13V14H115ZM131 13V14H130ZM152 13V14H151ZM156 15H155V14ZM165 13V14H164ZM189 13V14H188ZM195 13V14H194ZM203 15H202V14ZM215 13V14H214ZM237 13V14H236ZM246 13H250L249 15H247ZM114 14L116 15V17L114 16ZM122 14V15H121ZM161 16H160V15ZM163 14V15H162ZM167 14V15H166ZM169 14L171 15V16H169ZM172 14H173V17H175V18H172ZM176 14V15H175ZM178 14V15H177ZM181 14V15H180ZM186 14V15H185ZM241 14V15H240ZM15 15V16H14ZM59 15V16H58ZM93 15V16H92ZM112 15V16H111ZM119 17H118V16ZM121 15V16H120ZM140 15V16H139ZM148 15H150V16H148ZM192 15V16H191ZM201 17H200V16ZM205 15H207V16H205ZM214 16L215 17V19H214V17H212V16ZM217 15V16H216ZM223 15V16H222ZM228 15V16H227ZM229 15H234L231 19H230V16ZM245 16V17H243V16ZM259 15L261 16V17H259ZM263 15V16H262ZM33 16V17H32ZM58 16V17H57ZM97 16H98V18H100V20H101V18L103 19V20H99L98 18H97ZM115 17V19L114 18H111V17ZM132 16L133 17H135V18H132ZM165 16V17H164ZM169 16V17H168ZM182 16V17H181ZM208 16H210L209 18H208ZM255 16H256V18H255ZM257 16H258V18H259V20H262V22L261 21H259L258 19H257ZM15 17V18H14ZM44 17H45V19H44ZM47 17V18H46ZM49 17V18H48ZM65 17V18H64ZM76 17V18H75ZM82 17V18H81ZM93 17H95V18H93ZM105 17V18H104ZM126 17V18H125ZM139 19H138V18ZM141 17V18H140ZM148 17H151V19L149 18L148 19ZM167 17V18H166ZM181 17V18H180ZM188 17V18H187ZM195 17V18H194ZM206 17V18H205ZM228 19H227V18ZM239 19H238V18ZM41 18H43V19H41ZM66 18H67V20H66ZM74 18H75V20H74ZM81 18V19H80ZM97 18V19H96ZM112 19V20H110V21H114L113 23L111 22L110 23V21H107V20H109V19ZM132 18V19H131ZM153 18V19H152ZM159 18V19H158ZM183 18H184V20H183ZM185 18H186V20H185ZM191 18V19H190ZM199 18V19H198ZM201 18H203V20L201 19ZM208 18V19H207ZM218 18V19H217ZM224 18V19H223ZM226 18V19H225ZM233 18H236V19H233ZM252 18V19H251ZM260 18H262V19H260ZM14 19V20H13ZM41 19V20H40ZM47 19V20H46ZM72 21H71V20ZM118 19H120V20H118ZM126 20L127 19V25H126V22H124V20ZM130 19V21H128ZM148 19V20H147ZM177 19V20H176ZM190 19V20H189ZM194 19V20H193ZM207 19V20H206ZM220 19H221V21H220ZM247 22H253L254 23V25L255 26H253V24H250L249 23V25L250 26H248V25H246V27H247V29H248V32H250V33H248L247 32V30H246V27H244V25H243V23H245V24H248V23H246V21ZM11 20V21H10ZM21 20V21H20ZM42 20H44V21H42ZM63 20V21H62ZM86 20V21H85ZM92 20H94L96 23H97V21L99 20L100 22H101V24H99V25H101V26H99V25H97V26H95V24H94V21H93V24L94 25H90L89 23H92ZM106 20V21H105ZM153 20V21H152ZM157 20H160V22H156ZM163 20H164V22H163ZM176 20V21H175ZM179 20H180V24H179ZM196 20V21H195ZM213 20V21H212ZM227 20H229V26L230 25H233L234 23H235V25H236V32L238 31L239 32V34H240V31H241V29H242V27H240V24L242 23L241 22V20L243 21V23H242V25H243V28H244V30H246V33L247 34H249V35H247L246 33H245V31H243V29H242V31H243V33H242V35L240 34V35H238V32H237V35H234V36H237V38L236 37H234L233 38V36H232V34H234L233 32H235V30H233L232 31V29H235V25H233L232 26V28H231V26H230V28H231V31L230 30H228V29H230V28H227V26H228V22H227ZM235 20V21H234ZM238 20V21H237ZM256 20H258L259 21V25H257L256 26V24H255V21ZM23 21V22H22ZM38 21V22H37ZM42 21V22H41ZM61 21V22H60ZM73 21H75V22H73ZM77 21V22H76ZM78 21H80V22H78ZM99 21H98V23H99ZM115 21H117V22H115ZM120 21H123L124 23L122 24V22L120 23ZM134 21V22H133ZM148 21V22H147ZM162 21V22H161ZM170 21V22H169ZM174 21V22H173ZM192 21V22H191ZM194 21V22H193ZM208 21V22H207ZM230 21L231 22H233V23H230ZM18 22V23H17ZM51 22V23H50ZM58 22V23H57ZM131 22H133V23H131ZM135 22H136V24H135ZM139 22V23H138ZM146 22H147V24H146ZM152 22H153V24H152ZM171 22L172 23H174V24H171ZM177 22V23H176ZM185 22V23H184ZM207 22V23H206ZM215 22H218V23H220L222 26H220V24H218V23H215ZM237 22H240V24L238 23V24H236ZM15 23V24H14ZM37 23V24H36ZM69 23H71V24H69ZM88 23V24H87ZM97 23V24H98ZM109 24V26H110V28L109 27H107V25ZM115 23V24H114ZM118 25H117V24ZM119 23L120 24H122V27L119 25ZM142 23V24H141ZM149 23V24H148ZM161 23H162V25H161ZM165 23V24H164ZM166 23H167V25H166ZM170 23V24H169ZM192 23V24H191ZM196 23H198V24H196ZM257 24H258V22H256ZM33 24V25H32ZM41 24V25H40ZM46 24V25H45ZM59 24H61V25H59ZM66 24V25H65ZM85 24V25H84ZM136 26H135V25ZM151 24V25H150ZM157 24V25H156ZM163 24H164V26H163ZM193 24H194V26H193ZM202 24H203V26H202ZM205 24H206V27H204L205 26ZM16 25V26H15ZM38 25H40V26H38ZM51 25V26H50ZM71 25V26H70ZM112 25L115 27H113V28H111L112 27ZM117 25V26H116ZM126 26L125 28H124V26ZM147 25V26H146ZM161 25V26H160ZM175 26L174 28H175V30H174V28H173V26ZM179 25H181V29L179 28ZM186 25V26H185ZM197 25V26H196ZM219 25V26H218ZM238 25V26H237ZM260 25H262L261 27H260ZM18 26V27H17ZM58 26V27H57ZM134 26V27H133ZM140 28H139V27ZM151 26V27H150ZM155 26V27H154ZM163 26V27H162ZM166 26V27H165ZM168 26V27H167ZM178 26V27H177ZM188 26V27H187ZM192 26H193V28H196V31H194V29H192ZM228 26V27H229ZM253 26V27H252ZM260 28H259V27ZM23 27V28H22ZM55 27V28H54ZM64 27V28H63ZM97 27V28H96ZM133 27V28H132ZM135 27H136V31H135ZM145 27H149V28H146V29H148L147 31H149L150 32V34L146 31V29H145ZM160 27H161V29H160ZM183 27V28H182ZM185 27V28H184ZM190 27V28H189ZM212 27V29H208V28H211ZM222 27V28H221ZM225 27H226V30H228V31H226L225 30ZM237 27H239L240 29H237ZM250 27H252V29H250ZM257 27V28H256ZM43 28H46V29H43ZM80 28V29H79ZM85 28V29H84ZM96 28V30L94 31V29ZM116 28H117V30H116ZM122 28V29H121ZM144 28V29H143ZM162 28H163V30L164 31H162ZM167 28V29H166ZM171 28V30L169 31V29ZM177 28H179V29H177ZM186 28H187V30H186ZM200 28V29H199ZM203 28H205V29H203ZM206 28H207V30H206ZM261 28H263V31H262V29ZM26 29H28V30H26ZM33 29H34V31H33ZM40 31H39V30ZM55 29H57V30H55ZM60 29V30H59ZM65 29V30H64ZM83 29H84V31H83ZM118 29H120V30H118ZM139 29V30H138ZM157 29H159V30H157ZM172 29H173V31H172ZM192 31H191V30ZM224 29V30H223ZM250 29V30H249ZM254 29V30H253ZM255 29H256V31H255ZM259 29H260V31H259ZM13 30V31H12ZM30 30V31H29ZM49 30V31H48ZM76 32H75V31ZM89 30H91L90 28H89ZM111 30V31H110ZM131 30V31H132ZM140 30H143V31H140ZM152 30V31H151ZM199 30H201L202 31V33H201V31H199ZM215 30H217V31H215ZM219 30V31H218ZM223 30V31H222ZM43 31V32H42ZM92 31L90 32V36L92 35L91 33H92ZM99 31V32H98ZM115 31H117L116 33H115ZM121 31V32H120ZM138 31V32H137ZM156 31V32H155ZM162 31V32H161ZM165 31H166V33H165ZM168 31H169V33L170 32H172V34H169L168 33ZM183 31V33H181ZM189 31H190V34H189ZM194 31V32H193ZM198 31V32H197ZM205 31H207V32H205ZM231 33H230V32ZM253 33H252V32ZM72 32V34H70ZM74 32L75 33H77V34H75V35H73L74 34ZM114 32V33H113ZM120 32V33H119ZM135 32H137V34L138 35H136V33ZM153 32H155V33H157V34H155V33H152ZM176 32V35L175 36H173L174 35V33ZM185 32V33H184ZM197 32V33H196ZM205 32V33H204ZM215 32H217V34L215 33ZM219 32V33H218ZM236 32H235V34H236ZM259 32V33H258ZM15 33V34H14ZM25 33V34H24ZM142 33V34H141ZM146 33H147V35H146ZM163 33H165V35L163 34ZM180 33H181V35H180ZM196 33V34H195ZM212 33H214V34H212ZM222 33H223V35H222ZM227 33H229L228 35H227ZM255 33V34H254ZM258 35H257V34ZM56 34V35H55ZM63 34V35H62ZM81 34V35H80ZM132 34V35H131ZM159 34H161L160 36L161 37H159ZM184 34V35H183ZM189 34V35H188ZM195 34V35H194ZM198 34V35H197ZM202 34V35H201ZM207 34V35H206ZM216 34V35H215ZM220 34V35H219ZM243 34H245L247 37L244 39V36H243ZM251 34H253V35H251ZM260 34V35H259ZM6 35H8V36H6ZM26 35V36H25ZM36 35H38L37 37H36ZM62 35V36H61ZM66 35V36H65ZM94 35V36H95ZM143 35V36H142ZM148 35H150V36H148ZM151 35H152V38H151ZM156 35V36H155ZM204 35H206L205 37H207V39L204 37ZM210 35V36H209ZM255 35V36H254ZM15 36V37H14ZM45 36V37H44ZM47 36V37H46ZM48 36H49V38H48ZM142 36V37H141ZM155 36V37H154ZM162 36L165 38H162ZM181 36V37H180ZM189 36V37H188ZM191 36H193V37H191ZM200 36V37H199ZM213 36V37H212ZM216 36V37H215ZM218 36V37H217ZM225 37L224 39L222 38V37ZM230 36V38H228ZM238 36H239V40H237L238 39ZM241 36H243V38H240ZM250 36H252L251 38H252V40H250L251 38H249ZM256 36H257V39H256ZM261 36V37H260ZM11 37V38H10ZM66 37V38H65ZM92 37V36H91ZM103 37V36H102ZM100 38L101 40H103L104 39V37L103 38ZM149 37V38H148ZM158 37H159V39H158ZM172 37V38H171ZM215 38V39H212V38ZM227 37V38H226ZM260 37V38H259ZM7 38V39H6ZM37 39V40H40V39ZM48 38V39H47ZM59 38V39H58ZM106 38H107V36H106ZM137 38V39H136ZM168 38H170V40L172 41H170ZM175 38V39H174ZM189 38V39H188ZM198 38H200V39H198ZM217 38H218V40H217ZM220 38H221V40L223 41L224 40V42H222L221 40H220ZM233 38V39H232ZM253 38H255L254 40H253ZM262 38V40H261V42H260V40L259 39H261ZM18 39V40H19ZM28 39V40H29ZM53 39V40H52ZM82 39L81 40H79V41H82ZM90 39H93V38H90ZM109 39V38H108ZM152 41H151V40ZM164 39V41H165V43H164V41H162V40ZM169 40V42H168V40ZM181 39H182V41H183V43H182V41H181ZM192 39V43L189 45V40H191ZM193 39H194V41H193ZM209 39H211V40H213V41H211L210 42V40ZM226 39V40H225ZM229 39V40H228ZM230 39H232V40H230ZM86 40H88V39H86ZM105 40V39H104ZM149 42H148V41ZM175 40V41H174ZM188 40V41H187ZM197 40H198V42H197ZM202 40V41H201ZM207 40V41H206ZM209 40V41H208ZM243 40V41H242ZM247 40V41H246ZM146 41V42H145ZM163 42V43H161V42ZM178 41H179V43H180V45H181V43L183 44V46L182 47H180L179 46V43H178ZM186 41L188 42V43H186ZM196 41V42H195ZM204 41H206V42H204ZM217 41V42H216ZM231 41H232V43H231ZM238 41V42H237ZM239 41H241V42H239ZM252 41H257V43H258V41L261 43V44H259L258 46L256 45V44H254V42H252ZM136 42V43H137ZM154 42V43H153ZM175 42V44H173ZM177 42V43H176ZM216 44H215V43ZM221 42V43H220ZM226 42H227V44H226ZM228 42L230 43V45L232 46V44H233V47H231L229 44H228ZM150 45V47L147 45ZM155 43H156V45H155ZM159 43H160V46H159ZM168 43V44H167ZM205 43H206V45H205ZM210 43H212V44H214V45H210L209 46V44ZM235 43V44H234ZM237 43H238V45H237ZM246 43V44H245ZM249 43H252V44H249ZM146 44V45H145ZM152 44V45H151ZM153 44H154V46H153ZM195 44V45H194ZM200 44V45H199ZM202 44H204V45H202ZM208 44V45H207ZM217 44H219V45H217ZM239 44H240V47L242 46V45H244L243 47V49H244V51H246L245 49H247V50H249L250 52V56H254V53H256L257 55H259V59H257L258 58V56L257 55H255V56H257L256 58H255V56L254 57H252L253 59H255V61H257L256 62V64H254L255 65V67L259 64V66L258 67H260V69H261V72H260V69H259V72L260 73H257V76L255 75V74H252V72H250V71H248V69H246V70H244L245 68H246V66H247V68H249L248 67V64H246V63H244L245 64V68H244V66H242V64H240L241 66H234V62L233 61H237V60H233V59H237L236 58V56H237V50L236 49H241L242 51H243V49H242V47L241 48H237V47H239ZM242 44V45H241ZM248 44V45H247ZM162 45H164V46H167V48H164V46H162ZM168 45H170V47H172V49L170 50V48H169V46ZM172 45V46H171ZM189 45V46H188ZM227 45L228 46H230L231 47V50H229V51H231L232 53H230L229 51H228V49H230V47H227ZM237 45V46H236ZM247 45V46H246ZM253 45H255L257 48H258V51L256 52V48H255V46H253ZM260 45L262 46L260 49H259V47H260ZM153 46V47H152ZM157 46V47H156ZM159 46V47H158ZM193 46V47H192ZM196 46V47H195ZM201 46V48H199ZM204 46V47H203ZM205 46H206V51H205ZM219 46H221V47H219ZM226 48H225V47ZM234 46H235V51H236V53H235V51L233 52V48H234ZM147 47V48H146ZM175 47V48H174ZM190 47H191V49H192V51H191V49H190ZM211 47V49H208V48H210ZM224 47V48H223ZM249 47V48H248ZM150 48H151V50H150ZM160 48H162L163 49V52H161L162 51V49H160ZM176 48H178L179 49V51H177V49ZM186 48V49H185ZM216 48V49H215ZM217 48H219V49H217ZM153 49V50H152ZM155 49V50H154ZM159 49V50H158ZM166 49H167V55H166ZM174 49V50H173ZM176 49V50H175ZM183 49L185 50V52L183 51ZM187 49H188V53H189V55H191L192 53V57L191 56H188V54H187ZM195 49H196V51L197 52H194L195 51ZM214 49V50H213ZM224 49V50H223ZM253 49H254V51H253ZM261 49H263V50H261ZM161 50V51H160ZM164 50H165V52H164ZM180 50H182V51H180ZM194 50V51H193ZM201 50H203V52H202V54H201V52L199 53V51H201ZM217 50H219V51H217ZM173 51V52H172ZM191 51V52H190ZM207 51H209L210 52V54H209V52H207ZM212 51V52H211ZM223 51V52H222ZM261 51V52H260ZM154 52V53H153ZM158 52H161V54L160 53H158ZM169 52H171V53H169ZM179 52H181V53H178ZM204 52H205V54H204ZM221 52H222V54H221ZM225 52H228V53H225ZM252 52V53H251ZM163 53H165V55L163 54ZM178 54L179 56H180V58L184 55V57H182V58H184V60H182L184 63H185V65H186V68L185 67H183V66H185L184 65V63H182V61H181V59L180 58H176V57H179L178 55L177 56H175V54ZM183 53V54H182ZM195 53V54H194ZM210 55H208V54ZM212 53L214 54V55H212ZM220 53V55H218ZM235 54V56H234V54ZM246 52H244V54H245ZM187 54V55H186ZM201 54V55H200ZM230 54H232L233 55V58H232V60H231V62H230ZM240 54H241V51H240ZM251 54H253V55H251ZM261 54V55H260ZM172 55V56H171ZM205 55V56H204ZM215 55H216V57H215ZM218 55V56H217ZM232 55H231V57H232ZM160 56V57H159ZM167 56H169V58L171 59V58H174L173 60H174V64L171 62V60L170 59H168V57ZM188 56V57H187ZM196 56H197V58H196ZM198 56H199V59L200 60H198ZM203 57V58H205V59H203V58H200V57ZM209 56V57H208ZM242 58H244V55H243V53L240 55ZM247 56V55H246ZM248 57V58H251V57ZM166 57V58H165ZM185 57H187V58H185ZM207 57V58H206ZM235 57V58H234ZM238 57V56H237ZM260 57H262L261 58V61H262V63H260L261 61H260ZM156 58H154V59H156ZM165 58V59H164ZM190 58V59H189ZM191 58L193 59V60H191ZM211 60H210V59ZM212 58H214V60L212 59ZM223 58V59H222ZM224 58H225V60H226V62L228 63V64H230V66L225 62V60H224ZM227 58V59H226ZM251 58V59H252ZM187 59V60H186ZM198 61H197V60ZM241 59V58H240ZM245 59H246V57H245ZM244 59V60H245ZM253 59H252V61H253ZM257 59V60H256ZM164 62H166V63H164L165 64V66H164V64H163V69L160 67L161 65H162V63H163V61ZM167 60L169 61V62H171L170 64H167ZM177 60V61H176ZM190 62H189V61ZM201 60H203V61H201ZM223 60V61H222ZM238 60H239V57H238ZM188 61V63H186ZM196 61V62H195ZM201 61V62H200ZM207 61H209V62H207ZM222 61V62H221ZM239 61H243V60H239ZM251 61V62H252ZM168 62V63H169ZM177 62V63H176ZM181 64H180V63ZM197 62H199L200 63V65L199 66H196L197 65ZM204 64H203V63ZM212 62H213V66H212ZM218 62H220V64H222V66H220V64L218 63ZM159 63V64H158ZM176 63V64H175ZM179 63V64H178ZM190 63H193V65L192 64H190ZM195 63V64H194ZM205 63H206V65L208 64V63H210V64H208V67H209V69L207 70V66L205 65ZM217 63V64H216ZM223 63H225L227 66H225ZM238 63V62H237ZM236 63V64H237ZM240 63V62H239ZM239 63H238V65H239ZM243 63V62H242ZM156 64V65H155ZM188 64V65H187ZM216 64V65H215ZM253 64V63H252ZM155 65V66H154ZM176 67H175V66ZM178 65H181V66H178ZM190 65V66H189ZM195 65V66H194ZM210 65V66H209ZM167 66H171V70H173V71H175L176 72V75H175V73L173 74V76L169 73V71H171L170 69H169V71H168V68H170V67H168L167 68ZM194 68H193V67ZM203 66H205V67H203ZM212 66V67H211ZM216 66H218V67H216ZM249 66H251L252 67V65H249ZM166 67V70H164V68ZM177 67H179V68H177ZM200 67L202 68V69H200ZM225 67V68H224ZM250 67V69L249 70H252V71H257L258 72V70H256V68L254 69V68H251ZM254 67V66H253ZM182 68H184V69H182ZM189 68H191V69H189ZM195 69V70H193V69ZM216 70H215V69ZM219 68H221V70L223 69V72L222 71H220V69ZM237 68V69H236ZM161 69H162V71H161ZM178 69V70H177ZM189 69V70H188ZM197 69V70H196ZM200 69V70H199ZM204 69V70H203ZM212 69V70H211ZM219 69V70H218ZM229 69V70H228ZM231 69H233V72L231 71ZM185 71L186 72V70H188V72L190 73V76L191 75H193V73H194V76L195 77H188V78H185V73L183 72V71ZM200 72H199V71ZM226 70V71H225ZM228 70V71H227ZM168 71V72H167ZM179 71H182V73L181 72H179ZM191 71V72H190ZM198 71V72H197ZM207 71V72H206ZM215 71V72H214ZM238 71H240V72H238ZM242 71H245L244 73L242 72ZM177 72L178 73H180V76L181 75H183L184 77H180L179 79H181V80H179L178 79V75H177ZM188 72H186L187 74H189ZM201 72H206L205 74L207 75V77H206V75L204 76V74L203 73H201ZM211 73V74H209V73ZM225 72V73H224ZM227 72H229V73H227ZM231 72H232V74H231ZM235 72V73H234ZM247 72H250V73H247ZM169 73V74H168ZM171 73H172V71H171ZM201 74L200 75V77H199V74ZM217 73H218V75H217ZM221 73V74H220ZM223 73H224V75H223ZM237 73H239L238 74V76L240 77H238V76H236L237 75ZM245 73H247L248 75H250L249 77H250V79L252 80V78L254 79V82H257L258 81V79H259V83L258 84H254L253 86H251V85H249V82L252 84L253 82L250 80V79H248V75L247 74H245ZM253 73H255V72H253ZM166 74L168 75L167 77H165L166 76ZM186 74V75H187ZM195 74H197V76L195 75ZM214 74H215V76H214ZM220 74V75H219ZM228 74V76H226V75ZM229 74L231 75V76H229ZM233 74H235V75H233ZM242 74V75H241ZM169 75H170V77H169ZM175 75V76H174ZM177 76V77H176ZM187 76H189V75H187ZM208 76H209V78H208ZM238 77L239 79H237L236 77ZM252 76V77H251ZM254 76V77H253ZM156 77H157V79H156ZM163 77H165L166 78V80L163 78ZM169 77V78H168ZM173 78V83H175V82H177V81H179L180 82V84H179V82L178 83H175V84H178V85H180L181 87H178V85H177V89L176 90H174V86H175V88H176V85H173V83H172V80L170 81V78ZM174 77H176V79L177 80H175V78ZM216 77V78H215ZM222 77V78H221ZM228 77H229V79H228ZM233 77V78H232ZM246 77V78H245ZM257 77V78H256ZM169 79V82H171V83H168V79ZM171 78V79H172ZM203 78V79H202ZM206 80H205V79ZM222 80H221V79ZM232 80H231V79ZM244 78V79H243ZM262 78H264V77H262ZM156 79V80H155ZM159 79H161L160 81H162V82H160L159 81ZM167 82V84H166V82H164V80ZM186 81H185V80ZM195 79V80H194ZM200 79H202L201 81H199ZM212 80V81H208V80ZM214 79V80H213ZM246 79H248L249 81L247 82V80ZM175 80V81H174ZM184 80V81H183ZM188 80V81H187ZM189 80L191 81H193V82H195L196 83V88H198V89H194V87H195V84L191 81V85L189 86V84L190 83H187V82H189ZM205 80V81H204ZM218 80H219V82H218ZM222 81V83H220L221 81ZM229 80H230V82H229ZM233 80H235V82L233 81ZM256 80V81H255ZM183 81V83L181 84V82ZM208 81V82H207ZM219 86V84H221L219 87L215 84L214 85V82ZM227 81H228V83H227ZM234 83H233V82ZM239 81H241V83H240V86H239ZM200 82H203V83H201L202 84V86H201V84L199 85V83ZM237 82V83H236ZM248 83L247 85H246V87H245V85H244V83ZM197 83H198V86H197ZM204 83H205V86H204ZM212 83V84H211ZM219 83V84H218ZM226 83H227V85H229L230 86V83L231 84H236V85H231L228 89L229 90H231V92L229 93V90L227 89V85H226ZM171 84H172V87H173V89H172V87H171ZM185 86H184V85ZM192 84L194 85V87L192 86ZM206 84H209V85H206ZM211 84V85H210ZM183 85V86H182ZM249 85V86H248ZM256 85V86H255ZM257 85L259 86H262V87H260L258 90L260 91V90H263V92L261 91L260 92V94H257V96L259 95L260 97H261V100H260V97H256V93H259V91L258 90H256V87H257ZM216 86V87H215ZM225 86V87H224ZM233 86H236L235 88H236V91L237 92H239V90H240V92H239V94L237 93V92H234V90H235V88L233 87ZM243 86V87H242ZM156 87H157V85H156ZM187 87V88H186ZM201 87V88H200ZM207 87H208V89H207ZM221 87H223V90L221 89ZM241 89H240V88ZM248 87H252V89H250V88H248ZM179 88H181L180 90H182L183 88H186L185 90L187 91L188 89V91L186 92L185 90L183 91V94H181L179 97H178V94H180V93H182V91H180L179 90ZM211 90H210V89ZM215 88V89H214ZM217 88L219 89L218 91H217ZM226 88V89H225ZM248 88V89H247ZM258 88V87H257ZM161 89V90H160ZM202 89H204V90H202ZM213 89V90H212ZM221 89V90H220ZM234 89V90H233ZM243 89V90H242ZM160 90V91H159ZM163 90V91H162ZM176 91V92H174V91ZM196 90H197V92L199 93V91H200V93L199 94H197L196 93ZM206 90H207V92H206ZM215 90V92H213ZM242 90V91H241ZM247 90H249V91H247ZM254 90H255V92H254ZM161 91L163 92L162 94H160L161 93ZM175 93V94H177L176 96H175V94H173V92ZM211 91V93H209ZM225 91V92H224ZM251 91H252V93H251ZM157 92H154L155 94L154 95H156L157 94ZM180 92V93H179ZM194 92H195V94H194ZM204 92V93H203ZM248 92H249V94H252L251 96L250 95H248ZM203 93V94H202ZM206 93V94H205ZM207 93H209V97H208V94ZM237 93V94H236ZM165 94H167V92L165 93ZM164 94V95H165ZM205 94V95H204ZM218 96H217V95ZM244 94L247 96V98H246V96H244ZM254 94V95H253ZM163 97H162V96ZM202 95L204 96V97H202ZM212 95H213V97L215 98V99H213V97H212ZM230 95V96H229ZM199 96V97H198ZM206 96V97H205ZM223 96V97H222ZM239 96H240V100H239ZM241 96H243V99H242V97ZM249 96V97H248ZM254 96H255V98H254ZM156 97V96H155ZM158 98H155V101H156V106H157V104L160 106H162L163 105V103H165V100H163L162 99V101H164L163 103L162 102H160V100L161 99H159V96H157ZM165 97L167 98L168 97V95L166 96L165 95ZM211 97V98H210ZM216 97H217V99H216ZM238 97V100L236 99ZM171 98V97H170ZM199 98H201V99H206L204 102H206L207 103V105H209V106H206L205 104L206 103H204L203 102V100H201V102H200V100H199ZM208 98H209V100H208ZM223 98V99H222ZM227 98V99H226ZM235 98V99H234ZM258 98H259V100L260 101H262V104H261V102L259 103V101H258ZM169 99V98H168ZM172 99L170 100L171 102H172ZM193 99L195 100V101H193ZM211 99H213L214 100V103L216 102V103H218V104H214L213 103V100H211ZM230 99V100H229ZM251 99H252V103H251ZM253 99H255V100H253ZM257 99V100H256ZM168 100V101H169ZM179 100V101H178ZM198 100H199V102H198ZM218 100V101H217ZM227 100H229V101H234V102H237L236 103V106H235V103L234 102H229V101H227ZM242 100V101H241ZM247 100H249L248 102H246ZM157 101H159L158 103H157ZM166 101H167V99H166ZM167 101V102H168ZM209 101H211L212 103H211V105L209 104L210 102ZM225 101V102H224ZM227 101V102H226ZM245 101V102H244ZM255 101H256V104L257 103H259V105L258 106H256V104H255ZM170 102V103H171ZM222 102V104L225 106H221L222 104H220ZM224 102V103H223ZM243 102V103H242ZM254 102V103H253ZM162 103V104H161ZM169 103V102H168ZM167 103V104H168ZM198 103V104H197ZM200 103H202L201 105H200ZM226 103H227V105H226ZM233 104V106H232V104ZM186 104H184V105H186ZM197 104V105H196ZM219 104H220V106H221V108L219 109ZM238 104H240V105H238ZM243 104H244V106H243ZM248 104V105H247ZM254 104V112H253V110L251 111H246V109H247V107H248V109H253V107H251L250 105H253ZM166 105V104H165ZM213 105V106H212ZM217 105V106H216ZM247 105V106H246ZM260 105H262L261 106V108H260ZM156 106H155V109L157 110V111H160V109H161V106H160V109L158 110L157 108H156ZM170 106H172V105H170ZM177 106H178V108H177ZM180 106V107H179ZM214 106H216V107H214ZM230 106V107H229ZM235 106V107H234ZM239 108H238V107ZM246 106V107H245ZM250 106V107H249ZM158 107V106H157ZM166 107H168V106H166ZM181 107H182V109H181ZM188 107V108H189ZM205 107H206V109H205ZM210 107H211V109H210ZM213 107V108H212ZM232 107H234V108H232ZM237 107V108H236ZM245 107V108H244ZM257 107H259V108H257ZM163 108H164V105H163ZM175 108L176 109H178L177 111L175 110ZM210 110H209V109ZM228 108V110H226ZM231 108V109H230ZM242 108H244V109H242ZM181 109V110H180ZM195 110V111H189V110ZM214 109H215V111H214ZM225 109V111H223V112H225V113H223L222 112V110H224ZM234 109V110H233ZM235 109H240V111H236ZM247 109V110H248ZM155 110V115H157V117L156 118H158L157 120H155V116H154V122L155 121H157V123H156V125H158L159 127H163V125L165 124V121H163V120H161V121H163L164 122V124L163 125H161V123L160 122H158L159 121V119L161 118H164V115H162V113H161V116L159 115V114H157V113H159V112H157ZM164 110H169V108L167 109H164ZM163 110V111H164ZM173 110H174V112H173ZM182 110H183V112H182ZM198 110V109H197ZM231 110H233V111H231ZM256 110H257V112H256ZM185 111H187V112H185ZM218 111H221V114H220V112L219 113H217ZM230 113H229V112ZM235 111V112H234ZM242 111H244V112H242ZM260 111V112H259ZM164 112H166V111H164ZM177 112V113H176ZM178 112H180L179 114L181 115V114H183L181 117H183V116H185V117H183L182 119H180L181 117H180V115H178ZM195 112V113H194ZM238 112V113H237ZM248 112H253V113H249V115L247 114ZM173 113H174V115L175 114H177L179 117H177V115H175V116H173ZM184 113L187 115H184ZM234 115H236V116H232L233 114ZM237 113V114H236ZM245 113H246V116H244L245 115ZM259 113V114H258ZM188 114H190V115H188ZM193 114H192V116H193ZM217 114H219V115H217ZM222 114H223V116H222ZM244 114V115H243ZM197 115V116H198ZM231 115V116H230ZM241 115H243V116H241ZM247 115L250 117V115L254 118V116H255V118H254V120H252V123H251V118L252 117H250V120L247 118ZM158 116H160V117H158ZM173 116V117H172ZM222 116V117H221ZM241 116V117H240ZM213 117V118H212ZM231 117V118H230ZM258 117V118H257ZM164 118V120H167V119H165ZM191 118L192 117H188L187 118V121L190 119V121H191ZM201 118H203L202 119V121H200V119ZM233 118H237V120H235V119H233ZM252 118V119H253ZM260 118V119H259ZM262 118H264V116L262 117ZM171 119V120H172ZM197 119V118H196ZM233 119V120H232ZM244 119H245V121H244ZM257 119H259V121H260V123H258L259 121L257 120ZM238 123H236L235 121ZM264 120V119H263ZM168 121V120H167ZM186 121V122H187ZM244 122L245 123V125H244V123H240V122ZM248 121H250L249 122V128L247 127L246 128V126H248ZM254 121H256L257 122V125L254 123V125H255V127H257V128H254V126L252 127V128H254V130L256 131V129H260L261 131H262V133H261V131L260 130H257L256 132H258L259 134H254L252 131H254L253 129L251 130L250 129V127L252 126V124H253V122ZM162 122V123H163ZM171 122V121H170ZM235 123V127H237V130H236V128L233 130V135L235 136L236 134L235 133H237V131H241V136L242 137H244V139H246V137H247V142L249 143V144H247V143H244L245 141H244V139L241 137V136H239L240 135V133L238 132V136L239 137H241L242 138V143H244L245 144V146H244V144L242 145L241 144V141H239L240 139H239V137H238V139L239 140H237V142L238 143H235V141L236 140H234V138H236V137H234L232 140L231 139H229V137L232 135L231 133H230V127L229 126H231V129H233V127L232 126H234V123ZM188 123H185V125H183L184 126V128H185V126H186V124L188 125ZM205 123H207V121L205 122ZM211 123V124H210ZM247 123V124H246ZM155 124V123H154ZM168 124V123H167ZM196 124V125H197ZM231 124H233V125H231ZM204 125V127H205V129L206 128H208L207 127V125L206 124H203ZM202 125V126H203ZM217 125V126H218ZM238 125V126H237ZM251 125V126H250ZM155 126V125H154ZM153 126V127H154ZM157 126V128H158V130L160 129L159 127ZM165 126H167L166 124H165ZM165 126H164V129H170V128H172V127H169V126H167V128H165ZM177 126H180V124L179 125H177ZM177 126H175V127H177ZM189 126V125H188ZM240 126H242V128H243V130H242V128L240 127ZM162 127H161V130H162ZM181 127H182V125H181ZM211 127V128H212ZM240 127V128H239ZM155 128V127H154ZM157 128H155V129H157ZM174 128V127H173ZM183 128V129H184ZM187 128L188 127H186V131H187ZM191 128V129H192ZM212 128V129H213ZM245 128V129H244ZM261 128H263V129H261ZM176 130H177V128H175ZM182 129V128H181ZM188 129H190V128H188ZM193 129V130H194ZM204 128H201L200 127V130H205ZM209 129V128H208ZM238 129H241V130H238ZM247 129H250V130H247ZM157 130V131H158ZM175 130V131H176ZM194 130V131H195ZM153 131H154V129H153ZM163 131V130H162ZM165 131V130H164ZM163 131V132H164ZM168 132H169V130H167ZM166 131V132H167ZM170 131H172V129L170 130ZM179 131H181L182 132V130H179ZM189 131V130H188ZM188 131L185 133V134H187L188 133ZM195 131V132H196ZM220 131V132H219ZM232 131V130H231ZM243 131V132H242ZM248 133H247V132ZM250 131V132H249ZM155 132H156V130H155ZM155 132H154V134H155ZM159 132V131H158ZM162 132V133H163ZM166 132L164 133V137H163V140L164 139H166L167 137H166ZM168 132H167V134H168ZM174 132V131H173ZM178 132V131H177ZM177 132H174V133H177ZM180 132V133H181ZM183 132H185V129H184V131ZM191 132V131H190ZM206 132V131H205ZM204 132V133H205ZM210 132V133H209ZM244 132L246 133V134H248V136H246L245 134H244ZM254 134V136L256 137H259L258 138V140H255V139H257V137L256 138H254L253 137V135H252V133ZM160 133V132H159ZM158 133V134H159ZM170 133V132H169ZM180 133H178V134H180ZM192 133V132H191ZM190 133V134H191ZM194 133V132H193ZM218 133V134H217ZM219 133L220 134H222L223 133V135H219ZM224 133H225V135H224ZM157 134V135H158ZM184 134V133H183ZM182 134V135H183ZM185 134L183 135V136H185ZM189 134V135H190ZM228 134V135H227ZM260 134L261 135H263V138H262V136H260ZM156 135V134H155ZM159 135H161V134H159ZM158 135V136H159ZM163 135V134H162ZM162 135H161V137H162ZM203 135V134H202ZM251 135H252V139H251ZM172 136V135H171ZM188 136V135H187ZM187 136H185V137H187ZM220 136V137H219ZM222 136H224V138L222 137ZM225 136L226 137H228V138H226L225 139ZM250 136V137H249ZM153 137H155L154 138V144L156 145V141L157 140H155V139H157L156 138V136H153ZM166 137V138H165ZM174 137V136H173ZM204 137H205V135H204ZM232 137V136H231ZM230 137V138H231ZM249 137V138H248ZM189 138H190V136H189ZM191 138H190V140H191ZM200 138H201V136H200ZM159 139V141H160V139H162V138H158ZM182 139H184L183 140V142L185 143H182ZM202 139V138H201ZM215 139V140H216ZM261 139H263V140H261ZM162 140V141H163ZM168 140V141H169ZM170 140V141H171ZM172 140V142L174 143V141ZM195 140H196V142H195ZM200 140V139H199ZM230 140V142L232 143H234L233 145L235 146H233L234 148H231L232 147V145H231V147H230V142H228V141ZM255 140V141H254ZM259 140H260V143H261V145L260 146H258V144L257 143H259ZM167 140H166V142H168ZM169 141V144L171 143ZM177 141V142H178ZM189 141V140H188ZM192 141V140H191ZM252 141H254V142H252ZM166 142H162L163 144L164 143H166ZM240 142V143H239ZM253 144H252V143ZM256 142V144H254ZM161 142H159V143H157V144H160ZM200 143H201V140H200ZM217 143V144H216ZM229 143V144H228ZM259 143V144H260ZM181 144H183L184 146L186 145L187 147L186 148H184V146L183 145H181ZM218 144H221L220 146L218 145ZM238 144H240L241 146H243L242 148H243V150H244V148H246V151H245V153H244V151L242 152L243 154H244V157L247 159V162H248V160H250V165H249V162H248V164L246 163V161H245V159L244 158H242L240 155H242V153L241 154H239V152H240V150H242V148H241V146H239L238 147ZM252 144V145H251ZM154 145V146H155ZM165 146H166V144H164ZM207 145V146H206ZM226 145V146H225ZM250 145V146H249ZM254 145H256L257 146V149L258 150H256V147L254 146ZM158 146V145H157ZM162 146L163 145H161L160 144V146L159 147H161V149L163 150V152L162 153H164V149L162 148ZM182 146H183V148H182ZM206 146V147H205ZM209 146H210V148H209ZM224 147V150H226L227 152L228 151H230V154H231V149H236V150H233L232 152V158H234L235 157V154H236V158H234L235 159V161H236V163H233V165H234V167H233V171L235 172V171H237V172H235V173H238V175H236L235 177H233V179H236V177L237 178H239L240 179V181L242 180V182H243V184H245V186H243L242 185V182L240 183L239 182V184H237L236 182L239 180V179H237V180H234L235 181V184H231V183H234V181H229V182H227L229 179H231V176L230 177H228V178H226L225 176H222V175H224L225 174V172L224 171H226V170H224V165H222L223 164V162H224V158H225V155L223 154L222 155V153H220V151H221V149H223V147ZM230 148H229V147ZM164 147V146H163ZM167 147V146H166ZM170 147H171V145H170ZM189 147V148H188ZM200 147H203V148H200ZM237 147H238V149H237ZM256 150H254L253 148ZM178 149V150H175V149ZM206 148V149H205ZM216 148V149H215ZM250 148L252 149V150H250ZM260 148V149H259ZM159 149V151H160V148H158ZM218 149V150H217ZM220 149V150H219ZM228 149V150H227ZM161 150V151H162ZM171 150V149H170ZM187 151V153L188 154H190L189 155V157H188V155H187V153L186 152H184V151ZM207 150V151H208ZM211 150H213L212 152H211ZM216 150H217V152H216ZM175 151V152H174ZM177 151V152H176ZM179 151L181 152V153H179ZM194 152L193 154H192V152ZM184 152V153H183ZM206 152V151H205ZM211 152V153H210ZM238 152V153H237ZM253 152V153H252ZM255 152V153H254ZM257 152H259V153H257ZM184 154V155H180L179 156V154ZM216 155H215V154ZM218 153V154H217ZM220 153V154H219ZM248 153H250V154H248ZM230 154H228V155H230ZM258 155V154H260V155H258V156H255V155ZM261 154H262V156H261ZM163 155V154H162ZM186 155H187V157H186ZM222 157H221V156ZM239 155V157H240V159L237 157ZM251 155H253L252 157H250ZM210 158H209V157ZM213 156V157H212ZM217 158H216V157ZM220 156V157H219ZM255 156V157H254ZM171 157V156H170ZM180 157V158H179ZM193 157V156H192ZM215 157V158H214ZM224 157V158H223ZM253 157H254V159H253ZM257 157V159H255ZM172 158V157H171ZM173 158V159H174ZM251 158L254 160H251ZM188 159H189V161H188ZM201 159V160H200ZM243 159H244V161H243ZM178 160H179V162H178ZM180 160H183V161H180ZM198 162H197V161ZM201 161V163H200V161ZM203 160H204V162H203ZM207 160H209V161H207ZM215 160V161H214ZM175 161H177V163H178V165L176 164V162ZM206 161V162H205ZM220 161V164L219 163H217L216 164V162H219ZM240 161V162H239ZM171 162H172V159H171ZM189 162V163H188ZM190 162H193V163H191L190 164ZM197 163V164H195V163ZM203 162V163H202ZM212 162V163H211ZM256 162H258L257 164H255ZM185 163V164H184ZM186 163H187V165H186ZM190 164V165H189ZM212 164V165H211ZM215 164V165H214ZM246 164L248 165L247 166V168H246ZM261 164V165H260ZM158 167H157V166ZM186 165V166H185ZM218 165V166H217ZM257 165H259V166H257ZM263 165V166H262ZM189 166H190V168H189ZM197 166V169L195 168ZM198 166H199V168H198ZM207 166V167H206ZM213 167V168H211V169H215V170H217V168H218V171H216V177L214 176V177H211L210 176V172H209V170L211 171V169H210V167ZM219 166H221V167H219ZM252 166H253V171H252ZM162 169H161V168ZM165 167H167V168H165ZM185 167V168H184ZM202 167V168H201ZM223 167V168H222ZM241 167V168H240ZM244 167V171L242 170V168ZM254 167H256L257 169H255ZM260 167V168H259ZM159 170H158V169ZM163 168H165V170L163 169ZM174 168V169H173ZM178 168V169H177ZM181 168H183V169H180ZM235 168H237V170L235 169ZM176 169H177V175L173 172V170L176 172ZM193 169V170H192ZM221 169H223V170H221ZM235 169V170H234ZM240 169V170H239ZM260 171H259V170ZM262 169V170H261ZM163 170H164V172H163ZM168 170V171H167ZM170 170H171V172H170ZM178 170H180V174H179V171ZM186 170V171H185ZM190 170V171H189ZM204 170V171H203ZM208 170V171H207ZM250 170V171H249ZM258 170V171H257ZM167 171V172H166ZM184 171V172H183ZM194 171V172H193ZM199 171H200V173H199ZM159 172H161L160 174H159ZM170 174H169V173ZM233 172V173H234ZM257 172V173H256ZM260 172V173H259ZM174 175H173V174ZM186 173V174H185ZM196 173V174H195ZM219 173V174H218ZM241 173H244L243 175L241 174ZM246 173V174H245ZM255 173V176L253 175ZM193 174V175H192ZM199 174V175H198ZM206 174V175H205ZM165 175V176H164ZM180 175V176H179ZM241 175V176H240ZM246 175H248V176H246ZM251 175H253V177L251 176V178H250V176ZM159 176V177H158ZM162 176V177H161ZM165 178H164V177ZM172 176V177H171ZM176 176V177H175ZM179 176V177H178ZM193 176V177H192ZM220 176H222L221 178H220ZM258 176L260 177V178H258ZM168 177V178H167ZM181 177V178H180ZM183 177V178H182ZM249 177V178H248ZM161 178V180H159ZM166 178L168 179V180H166ZM170 178V179H169ZM175 178V179H174ZM178 178V179H177ZM186 178V179H185ZM191 178V179H190ZM199 178H201V179H199ZM210 178V179H209ZM215 178V181H213V179ZM217 178V179H216ZM224 178H225V180H224ZM242 178V179H241ZM163 179H164V181H163ZM174 181H173V180ZM183 179H185V180H183ZM220 179H223L224 181H222V180H220ZM232 179V180H233ZM251 179V181H249ZM255 179V180H254ZM156 180V181H155ZM175 180H177V181H175ZM186 180H188V181H186ZM205 180V181H204ZM258 180V181H257ZM158 181V182H157ZM169 181H172V182H169ZM179 181V183H177ZM204 181V182H203ZM209 181V182H208ZM223 182V183H220V182ZM184 182H185V184H184ZM216 182H217V184H216ZM224 182H225V184H224ZM227 182V183H226ZM248 182H250V183H248ZM253 182H254V184H253ZM174 183V184H173ZM216 185H215V184ZM229 183L231 184V185H233V186H231V187H236V188H234V189H232V188H230V189H232V190H228V185H229ZM248 183V184H247ZM176 184H178L176 187L178 188V190H179V192H177L176 190H175V187H174V185H176ZM182 184V185H181ZM218 184H219V186H218ZM228 184V185H227ZM160 185V186H159ZM168 185H169V187H168ZM187 186L186 187V189H185V187H182L181 188V186ZM189 185V186H188ZM208 185V186H207ZM210 185V186H209ZM225 185H227V189L225 188ZM237 185L239 186V187H237ZM246 185H248L249 186V189H248V186H246ZM255 185H256V187H255ZM215 186V187H214ZM243 187V189H242V187ZM167 187H168V189H167ZM223 187H224V189H223ZM246 187V188H245ZM219 188V189H218ZM238 188H239V190H238ZM240 188L242 189V190H240ZM171 189H172V191H171ZM190 190V191H187V190ZM222 189V190H221ZM237 189V190H236ZM181 190V191H180ZM154 191V190H153ZM171 191V192H170ZM219 191V192H218ZM233 191V193H231L232 194V196H231V194H230V192H232ZM234 191H236V192H234ZM244 191V192H243ZM189 192V193H188ZM226 192V193H225ZM242 193V196H240L241 194L240 193ZM245 192H248V193H246L245 194ZM153 193H155V191L153 192ZM174 193H176V194H174ZM208 193V194H207ZM210 193V194H209ZM223 193V194H222ZM234 193H236L235 195H234ZM239 193V194H238ZM173 196V197H172ZM227 196V197H226ZM231 198H230V197ZM236 196V197H235ZM238 196V197H237ZM240 196V197H239ZM226 197V198H225ZM232 197H233V199H232ZM176 198H175V200H176ZM225 198V199H224ZM227 199V200H226ZM174 200V201H175ZM232 200H234V201H232ZM236 202V203H235ZM236 204V205H235ZM238 204V205H237ZM238 206V207H237ZM236 207V208H235ZM241 214V213H240ZM261 224H262V222H261ZM260 225V224H259ZM225 231V230H224ZM252 258V257H251Z\"/></svg>",
  "mask_w": 264,
  "mask_h": 264
}]
</instances>
